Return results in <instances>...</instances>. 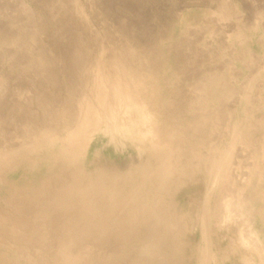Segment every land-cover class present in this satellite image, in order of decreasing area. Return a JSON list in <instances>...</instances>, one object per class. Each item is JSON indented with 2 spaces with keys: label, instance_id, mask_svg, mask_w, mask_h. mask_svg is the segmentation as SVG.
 Returning a JSON list of instances; mask_svg holds the SVG:
<instances>
[{
  "label": "rangeland",
  "instance_id": "rangeland-1",
  "mask_svg": "<svg viewBox=\"0 0 264 264\" xmlns=\"http://www.w3.org/2000/svg\"><path fill=\"white\" fill-rule=\"evenodd\" d=\"M20 1L21 0H0V38H1L0 39V42H2V44H0V77H1V79H0V122H1L0 123V134H1L0 135V148L1 149L0 150H4V151H6L7 149H8L7 151H9V150L10 151H14L15 150L14 149L15 147H16V150L15 151L22 150V149L27 148L29 146L30 147H32V146H35L36 147L37 144H36L35 141H33L34 138H32L33 137L32 135H36V133L38 131H40L41 129H44L45 130V129H48V128L49 129L52 128V130H49L48 129V131H54V132H57V134L58 133H61L62 131H64L66 129V125H67V124H65V122L67 123L68 122V119L65 117L66 115L63 114V111L62 110H64L63 109L64 107L61 108V106L68 105V104H70V102L71 103H76L78 101V99L80 98V96L89 93L88 84H86V83L89 82L88 81V76H85V73L83 72V66L80 65V62L74 60V59L77 58L75 56L76 53L74 54L73 48H71L70 45L68 46L67 45L68 43H65L66 45L63 44L64 42L61 43V45L63 47L60 45V42L63 41V39L60 40V41L58 40V39H60V34H66V33L68 34V32L69 33L71 32L68 35V37L71 38L72 33H75V32L80 31V30H78L79 27H80L79 29L82 30V28H81L82 27L81 26L82 25L81 24V21L79 19L76 20L75 17L72 15V9H73V7H72L71 3H69L70 0H61L59 2L60 3L59 6H60V8L63 9V11H61L62 9H60L58 6H56V7L53 8V4L55 3V1H53V0H37V2H36V0H31V2L34 3L33 6H35L36 9H37V12L36 13L40 16V17H38V20L39 19L40 20L39 21L36 20V23L38 25L39 24L40 25L43 24V26H39L42 30L48 28L45 31H43V38H45L44 39V48H45V50H46L47 53H49L51 56H54V58H55V61L52 60V62H53L52 63V66H53L52 67V72L49 75H47V76H49L50 79L55 80L56 83L54 85H52V86L47 87V88L45 87V84L42 82L43 79L42 80L40 78H39V80L37 79L38 77H36L37 75L35 74L36 70L32 69L33 66H32V63H31V58L27 54V48H28V44L27 43H28V41L25 42V43L23 41L21 42V37H23V35H25L26 33L29 34V32H31L33 30H36V26L33 27L34 24L31 25V22L28 21V19L26 18V15L27 14H20V15L17 14V10L20 7ZM64 1H66V2H64ZM97 1L98 0H85V1L82 0L83 5L85 6L86 10L90 14V17H91L90 18V22L92 20L91 25H92V27H95V28H92L91 27V30L92 31L90 30V33H89V31H88V33H86L87 34L86 37H87L88 40H89V35H92L93 33H97L96 30H99L98 32L100 34H101V32H103L104 35L107 33L105 35L106 38H104L102 40L103 43L105 42L104 44H106L105 45L106 48L109 47V45H114V44L120 43L122 36H124L122 39H125L126 37H132L133 41L136 42V44H137L138 47H141L142 50H145V51L149 52L148 51V47L151 46V45L153 46V45L159 44V41L160 42L161 41H164L163 44H171V42H168V43L166 42V40H167V38L169 36L172 37V39H175V38L178 39L180 36H183V38H184V36L186 35L187 36L186 37L187 38L186 41H188L187 43H189V44H188V46L185 45V46H187L185 49H183V50L180 49L179 50V54L180 55L185 54V52L188 49H189V52H191V49H193V51L196 50V51H198L199 54H201V56H198L197 58H192V61L193 62L192 61H184V64L183 63H179V66H178L179 69L177 71L170 72V76L169 77L171 78L172 83L169 85V87H170L169 89H171V87H172V89H174V90H172V89L169 90L168 89V91H167V94L169 93L168 96H173L174 95V96H177V99H181V98L182 99H186L187 102L184 105L177 106V107L174 106V107L170 108L169 111H167L168 113H166L164 115V120H163L164 123H162V126L160 125L161 126L160 128H161V130H162V132L164 134H166L167 130H169L170 131L169 134H172V135L175 134L176 138H175V136H173L174 137V139H173V137L171 136V139L172 140H170L169 139L170 138L169 137L170 135L167 134V139H166V141L168 140L167 141L168 142L167 143L168 146L166 148L167 155H169V152H171L172 154L174 152L173 155H174L175 158L174 157L173 158L172 157L170 158L169 156H167V158L169 157L170 159L164 158V159H162L163 160L162 161V160L158 159L159 157L156 158V156H152L153 157L152 160H153V163H154V167L156 169L159 168L158 169V176H159L158 179L159 180L161 179L160 182L157 179L158 180L157 184L162 183V177H163V174H164V172H162V169L166 166L167 171H168L169 166L167 164L172 165L171 170L174 171V172H171L170 171L171 172L170 175L167 174L168 178L165 181V183L167 182L166 183L167 187L164 186L165 183H163L164 185L162 184L164 187L161 186V185H157L156 183H154V186H153L154 188L153 189L154 190L156 189L158 191H162L163 190L164 193H163V191H162V193L164 194V196L160 192L157 194L156 192H158V191L151 190L148 193V198L149 199L147 198L148 200L147 201L145 200L146 203L149 202V205L147 204V205H144V206H150V205L155 206V203H157V201H159V204L157 203L158 210L154 207L155 208V209H153L154 211H150V212L147 211L146 213H144V215H142V213H140V215L143 218L139 215V217H138L137 220L140 221L139 224H141L140 225L141 227L139 226V224L136 225L137 224L136 222H138V221H136L135 222L136 224L135 223L132 224L133 226H131V224L130 225H126L125 228L123 230H121V226H120L119 221L114 220V221H112V225L114 224V227L117 226L115 228V229H117L116 230L117 231L116 234H115V232H113V231H115V230H113L114 227H110V226H112V225H110L111 223L109 225H103V224L100 225L99 228H101L102 230L101 229L100 230L97 229V231H99V232L105 231V233H106V231H107V233H108V232L111 231L112 234H113L114 239L112 237H110L112 234L111 235L109 234L107 236H106L105 233L98 234V235H101V237H103L102 235H105L106 237L109 236V238H108L109 240L105 237L108 241L105 240L104 237L102 239H103V241L105 240V242L107 243V245H110L108 248H111V247L113 248V250H112V248H111V250H109V252L111 253V258H112L113 262H115V259H116V261L119 262V264H126V263L127 264H131V263L132 264H141V262H143V264H150V261H151L152 264H194V263L195 264H211V263L212 264H222V262H223V264H234V263L235 264H247L248 260L251 261V262L253 261L252 264H254L257 261L259 262V259H260L259 258V255H260V253L258 251H256V250H250V249H247V248L245 249V247H243L241 245V243L239 242V240H240V238H239L240 229H239V227L238 228H235V227H237V224L231 222L229 224L230 227L227 224H226L227 225L226 227H222V225H220V223H219L222 220V214H221V212H217L218 213L217 214L218 217H217L216 216V213L213 212L214 209H212V206H213V208L215 207V209L217 208V206L220 203L219 201L221 200V199H219V197L224 194L223 196L225 198V196H226L225 192L226 193H230V194L232 193L234 197L236 196L235 198L237 200L238 199L241 200V201L239 200V202H242V201H244L245 203L247 202L245 204V210L249 213V216H250L249 217V222H248L247 226L250 229L253 228V230H256L257 232H259L260 233L259 234L260 237H262L264 239V224H263L264 223V218H263V216H261L264 213V194H263V191H264V177H263L264 172H253L257 176H254V178H250V176H253V175L250 172H248L249 169H247V168L249 166L252 167V165H254V162L256 160H253L254 158H252V156H250L252 154L249 151H245V152L244 151H241V152H239L240 154L237 153L238 154V157L237 158L239 159V160L237 159V162L242 163L241 165L243 166V169L241 171H239V172H226L223 175V178H221V176L218 177L217 172H215V174H214V172H211V169H209V167L206 168L202 163H201V166H200L199 160L194 161L192 156H194L193 153H197L196 150L201 149L202 145H204L202 147V150H204V147H205V150L207 149V147H208V149L206 151H204L203 153H202V150H201V153H200L201 154V158L203 157V155H205L204 156V160H206L207 158L209 159V155H210L211 151H214V146L215 147L216 146H219L220 147L223 144L222 143L223 139L226 137V135H228V133H227V132H229V128H228L229 127L228 126L229 123L228 122H230V121H228V117H227L228 112H233V113H236L237 112L238 113V111H239L240 108L242 109V111L240 110L241 111L240 114H243V116H244V112L246 110L249 111L248 113L250 115H252V112H254L255 114L257 113L256 115L253 113L252 117L249 120H243V122L240 121L241 127H245L249 123L246 127L249 129V125H250L251 126L250 129L254 130V132H255L254 134H255L256 137L261 138V139L264 138V111L260 110L262 107H264V103H263L264 102L263 101V99H264V76H263V74H264V56H263L264 55V50H263L264 49V43H263V41H264V0H229V3L234 8V11H233V13L230 16L227 17V19L226 18L221 19L220 15L222 13L219 11V9L221 8L222 3H223L224 0H101V1L99 0L98 2ZM84 2H86V4H84ZM96 6H98V7H96ZM104 6L106 8H104ZM64 7H66V8H64ZM70 11H71V13H70ZM186 11H187V13L189 15L186 13ZM193 11H195V13ZM15 13H16V15H15ZM204 13H205V15H204ZM43 14H44V16H42ZM113 14H114V16H113ZM215 14H217V15H215ZM193 15H197V16H194L196 18V22H195V18H194L193 19V23L191 25H186L185 22L188 19L187 17L188 16H192L193 17ZM41 16H42V18L43 17H45V18L42 19ZM57 16L59 17V20L60 21L57 20L58 19ZM95 17L98 18V20ZM234 17H236L237 19L235 18L236 19L235 20ZM259 17L262 18V19H260ZM54 18H55V21L56 22L54 21ZM94 18L96 20H94ZM244 18H246L247 20L244 19ZM248 18H250L251 21L248 20ZM62 19H63V21H61ZM74 19H75V21H74ZM65 20H67V21H65ZM71 20H72L73 23L71 22ZM122 20H123L124 23H122ZM223 20H225V21H223ZM26 21L28 23H30V24H28ZM93 23L94 24L96 23L95 24L96 26ZM175 23H177V24H175ZM201 24H202V26H201ZM55 25H57V26H55ZM219 25H220V27H219ZM240 25L246 26L247 28H249L250 25H254L255 28L258 30L255 33V36L252 39V41L248 43L249 46H247V47L245 46V49H247L246 52H245V50L243 48L244 47L243 45L242 46H237V45H233V43L231 44V42H230V45H229V41H232L231 38L235 37L239 33V31L241 30L242 26H240ZM66 26H67V28H66ZM184 26H186L187 28L186 27L184 28ZM31 27H33V28H31ZM117 27H120L119 30L121 29V31L124 32V33L123 32L122 33L125 34V35L122 34L120 39H119V36L118 35L116 36V34L118 33V29H116ZM123 27H124V29H123ZM63 28H64V30H66V32L64 30L62 31ZM73 28H75L76 30L73 29ZM108 28H111L112 30H110ZM237 28H238V30L239 29L240 30L238 31ZM175 30H176V32H175ZM56 31H58V32H56ZM114 32L116 34H114ZM182 32H185V35L184 34L182 35ZM186 32H188V33H186ZM217 32H219V34ZM243 32L246 33V34H242L240 36L242 38H239V40L242 41V42L244 40H246V38H249L250 37V35H249L250 31H248V29L244 28L243 29ZM49 33H50V35H48ZM126 33H129V35L126 34ZM132 34H133V36H132ZM189 34H190V36H189ZM215 34H218V35L215 36ZM57 35H59V36H57ZM63 36H66V35H63ZM259 36H260V38H259ZM11 37L14 40H16L18 37H20V38H18L19 40H16V41L12 42L13 46L11 44L5 45V43L7 41V38L11 40ZM189 37H192V38H190L191 40L189 39ZM71 39L74 40V37H72ZM169 40L170 39H168L167 41H169ZM106 41H109V43L106 42ZM46 42H48L47 43L48 45L45 44ZM56 43H58L59 45L56 44ZM91 43H92V45H91ZM14 44H16V45L14 46ZM173 44H174V42H173ZM17 46H19V47H17ZM46 46H50V47H48V49H47ZM51 47H54V48H51ZM57 47L58 48L60 47V48L58 49ZM89 47H90V49H92V47L94 49L96 46H95V44H93V42L90 41L89 42ZM261 47H262V49H260ZM56 48H57V50H56ZM61 48H62V50H61ZM68 49H70V50H68ZM60 51H62V52H60ZM66 51H68V53ZM221 51H222V53H220ZM65 52L69 55V58H68V56H67V54ZM69 52H71L72 55ZM63 53H64V55H62ZM245 53H247V55H245ZM65 55H66V57H64ZM249 56H251V57L249 58ZM73 57H76V58H73ZM209 57H210V59H209L210 62H207V58H209ZM65 58H66V60H65ZM181 58H183V56H180L179 57V59H181ZM247 58L249 60H247ZM200 59H201L202 62L200 61ZM258 59H259V61H258ZM62 60L64 62H62ZM251 60L254 62V64H253V62ZM254 60H256V61H254ZM162 61L165 63L164 60H162ZM197 61H198V63H196ZM59 63H60V65L58 66ZM64 63L67 65L68 68L66 67V65H64ZM68 63H70V64H68ZM158 63H160V61H158ZM249 65H251V66H249ZM228 67H229V69L231 71H228L227 70ZM244 67H246L247 70H244L245 69ZM54 68H55V70H54ZM56 68H57V70H56ZM223 68H224V71H223ZM192 69H194V70L192 71ZM56 72H57V74H56ZM74 72L76 73V75H75ZM197 72H199V73H197ZM227 72H229V74H226ZM173 73H174V75H173ZM180 73H181V75H180ZM224 73H225V76L226 77H224V81H221V83H220L221 85L219 84V86H218V85H215L214 83H212L211 86L206 87V85H208V82L209 81H213L214 76L215 77L222 76V74H224ZM61 74H62V77H60ZM59 77L61 79H59ZM172 77H174L175 79L172 78ZM231 77H232V79H230ZM34 78L37 81H35ZM83 78H84V81H83ZM29 79H30L31 82L29 81ZM228 79H229V81H228ZM79 80H80V82H79ZM173 80H174V82H173ZM28 81H29V83H28ZM33 82H35V84ZM74 82H76V83H74ZM205 82H207V83H205ZM73 83H74V85H73ZM83 83H85L86 85H84ZM254 83H255V86L253 87L252 90L247 89L248 86L254 85ZM225 84H226V86H225ZM72 85H73V87L75 89H77V91H76L77 94L75 92V89L72 88ZM81 85H83V86H81ZM42 86H44L43 87L44 90L42 89ZM63 88L65 90H63ZM203 88H204V90H203ZM215 88L218 89V90L216 91ZM61 89H62V91H61ZM67 89H69V90L67 91ZM219 89H221L222 91L219 90ZM34 90H36V91H34ZM65 91H66V94L69 93L70 95H72L71 94L72 91L75 94H73V97H72L69 94L66 95L65 94ZM203 91H204V94H203ZM227 91H228V94H227ZM245 91H247V93L249 94V98H248V101L249 102H248V105L247 106L245 105V103H246L245 101L247 99H245V101H243V102H241V99H240V96L242 95V93H245ZM224 93H226V96H225ZM229 94H230V96H229ZM51 95H52V97L53 96L54 97L53 98H50ZM57 95H59V97ZM68 95H69V97L66 100V98H67ZM55 96H56V98H55ZM253 96L255 98H253ZM32 97L35 98V99L33 98L34 101L32 100ZM36 97H37V99H36ZM63 97H64V99H63ZM71 97H72V100H74V102H72ZM75 97H77V100H76ZM194 97H195V99H194ZM215 97L224 98L226 100L225 101L223 99L224 102L222 101V103H221L222 106L220 105L221 107H219V110H218V108H214V106L211 104L212 101L215 99ZM198 98H199V100H201V103H200L199 106H196L197 105V101L196 100ZM260 99H262L263 102ZM35 100L37 101V103H36ZM45 100H46V102H45ZM63 100L65 102H63ZM30 101H32V102H30ZM40 101H41V103H40ZM48 101H51V102H48ZM254 101H255V104H252V103H254ZM58 102H60V103H58ZM191 104L193 105L194 108L191 107L192 106ZM54 105L56 106V108H55ZM59 105H60V107H59ZM185 105H186V108H185ZM196 107L198 109H195ZM243 107H247L244 110V112H243ZM28 108L31 109V112H30V110H28V112H27V109ZM34 109H35V111H34ZM189 109H191L190 111H192V109H193V112L188 111ZM215 109L217 110V112L214 115V119H213L214 122L211 119H208L211 122L208 121V120H205V119L204 120L203 119H200L201 117H203L207 113L212 112V110L215 111ZM224 109L226 110V112H225ZM20 110L22 111V113L20 112ZM24 110H25L26 113L24 112ZM50 110L52 111V113H51ZM195 110H198V111L195 113L194 112ZM256 110H257V112H256ZM205 111L207 113H205ZM53 112H55V113L53 114ZM24 114H27V115L24 116ZM30 114L32 116H29ZM39 114H41V115H39ZM224 114H225V117H224ZM37 116H38V118H37ZM40 116L41 117L43 116V117L41 118ZM217 116H219V117H217ZM44 118H45V121L46 122L43 121ZM47 119H49L50 121H48ZM59 119H61V120H59ZM66 119H67V121H66ZM224 119H225V121H224ZM32 120H34V121H32ZM55 120H57V121H55ZM171 122H173V123H171ZM182 122H185V123L183 124ZM187 122L188 123L190 122L189 125L186 124ZM212 122L213 123L216 122L218 124V128H222L223 127L217 133L218 134L217 135L218 137L216 135L214 137H210V135H208V133H209L208 131H209V128H210V125H211ZM178 123H179V125H178ZM244 123H246V124H244ZM166 124H168V125H166ZM193 124H195V125H193ZM207 125H209V126H207ZM39 126H40L41 129H39ZM41 126H44V128L41 127ZM57 127H60V128H57ZM179 127L181 129H179ZM192 127L195 128V130ZM63 128H65V129H63ZM174 128H176V129H174ZM30 129L32 130V132H31ZM163 129H165V130H163ZM189 129H191V130L189 131ZM203 129H205V130H203ZM173 130H175V131H173ZM180 130L182 131V133H180L181 135L178 133V132H181ZM185 130H187V135H185L186 134V131ZM171 131H173V132L171 133ZM206 131L208 132L207 133V136H206ZM33 132H34V134H33ZM201 132L203 134L200 135ZM222 132H223V134H222ZM30 133H32V134H30ZM103 134L105 135V137L108 136V138H111V135L110 134H107V135H106V133H103ZM182 134H183V136H182ZM29 135H31L30 138H29ZM199 135L201 137L203 135L202 140H200L201 142H199V140L197 139L198 137L201 138ZM204 136L206 137L207 140L206 139L205 140L203 139V138H205ZM25 138H26V140H25ZM57 140L58 139H56V137H53L52 142H54V145L57 144L56 143ZM176 141H178V142H176ZM204 141H206V142H204ZM189 142H190L191 146L190 145L187 146V143L189 144ZM100 143H103V142H100ZM175 143H177V144H175ZM199 143H201V144H199ZM94 144L92 145V147L89 148V152L93 148L92 149V155L90 156V158L94 155L95 151L98 150V146L99 145H97V144L94 145ZM20 145H21V147H19ZM184 145H186V146H184ZM192 145H194V146L192 147ZM183 147H184L185 150L181 149ZM188 147H190V148H188ZM211 147H213V150H212ZM17 148H19V149H17ZM108 148H109V150L108 149L106 150L105 155H104L105 157L108 156V155H110L111 161L114 159L116 162H119V163H122V162H124L126 160V155H125V154H127L126 152L124 154H122L121 151H119V152H121V153H119L113 147H108ZM129 149H132V148H127V150L126 149L125 150L122 149V151H128ZM209 149H210V151H209ZM41 152L42 151L40 149L36 154H34L33 156H30L31 159L29 157L26 160L23 159L25 161H23V163L20 164L17 168H14L13 170L8 171V172L5 171V172H2L1 173V178H0V207H1L0 208V214H1V217L2 216L4 217V215H5V218H3V217L0 218L1 219L0 220V225L1 226L4 225L6 227V230H5V234L7 233L6 235H9L11 233V230H13L14 227L18 224V221H19V224L21 225L22 228L24 227L25 229L26 228L28 229V226L31 223H34L32 220H31V223L29 221H30V218L32 217V215L34 216V214H35L34 211H35L37 213V214H35V216L37 215L36 218H38V220H36L35 217H33L32 219L37 221L38 226H36L37 228H33L32 229L33 224H31L30 225L31 229L30 228L28 230L26 229V231H29L30 230V233L31 232L34 233L35 236L34 235L32 236V233L30 234L33 238L35 237L34 238V240H35L34 242L39 241L40 238H41V241L43 242V240H45L44 238L49 237L47 239H49V241H51V244L52 245L56 246L55 243L58 244V242H60L57 239H59L58 237H60L59 240L62 239V237H61L62 234L61 233L63 232L60 229L58 230L57 227L60 228L61 223L62 222H65L66 226L63 225L64 224L63 223L62 224V227L65 226V228H67L68 224H70L71 227L69 226L68 227L69 229H65L63 227L65 229L64 232L67 230V233L68 232L70 233V231L73 233L78 228L77 226H75L77 223H75V225H73V226H75V228H76L75 229V228L72 227V222L68 221L66 218L64 219V217L61 215L63 212L60 213V211H58V212L55 211L56 213H58V216H57L58 219L55 220L57 217L54 219V217L56 216V213L54 212L55 215L51 217L52 221L53 222H54V220L55 221H58V220H60L59 218H61L64 221L61 220V222H59L60 224L59 223H55V222L54 223H52V222L50 223L52 226L55 225V227H53V228H56L58 230V231H56L57 233H55V234L53 233L54 236H52L49 233H51L53 231L52 230L53 228H52V226L49 223H47L48 225H46V223L45 224H42L43 229H44V226H45V228H47L46 230L43 231L41 229L42 226H40V228H39V222L43 223L42 221L39 220V218L42 219V216H45L46 218L43 217V219H45V220L49 219L48 216H47V213H45V212H48V210L53 207V204L56 203L55 200L58 199V196H59V193L58 192H60L59 190H61V188H62V190H64L65 188L70 187L71 185L74 186V187L75 186L78 187V184L74 180L75 177L73 176L74 173H75L74 171L76 170V167L78 166V165L76 166V164H75L76 161L77 162H80L82 164V166H84V169H85V171L88 174H91L92 175V174H94L96 172H92L93 169H94V164H91L89 166L83 164V161L85 159L81 158V156L73 155V156L69 157L68 154H65V156H62V154L59 153V151L58 152L55 151L56 153H53L51 155L50 152L48 153L47 151H45V152H43L44 153V156L41 157L43 155V153H41ZM183 152H185V153H183ZM206 154H208V155H206ZM54 155L58 156L59 158L56 157V156L53 157ZM179 155H180V157H179ZM104 156L102 157V160L105 158ZM49 157H50V159H49ZM61 157H63L62 160H61ZM178 157L180 159L179 160H176ZM245 157H246V159L249 162L247 160H245ZM42 158H44V159H42ZM250 159H251V161H250ZM31 160H32V162L33 161H35V162H33V164H31L32 163ZM102 160H100V161H102ZM56 161H57V165H56ZM183 161H184V163H183ZM206 162L208 163L207 160H206ZM237 162H236V164H237ZM252 162H253V164H252ZM59 163L61 165H59ZM88 163H90V161ZM102 163H104V162L102 161L100 163V165ZM207 163H206V165H207ZM45 164H46V166H45ZM70 164H72V165H70ZM159 164H161V165H159ZM32 165L34 166L33 168L31 167ZM157 165L159 167H157ZM56 166H58V168ZM235 166H237V165H235ZM38 167H40V168H38ZM54 167H56L55 170H54ZM197 167H199V168H197ZM200 167H201V169H203L205 167V169L201 170ZM188 168H190L191 171H190V169L188 170ZM192 168L193 169H196L197 168L198 170L197 169L196 170H193ZM23 169L25 171H23ZM29 169L32 170V171H29ZM44 169L45 170L47 169V172ZM56 169L57 170L60 169V170L57 171ZM183 169L185 170V172H184L185 176L183 174V171H184ZM52 170L56 171L57 174L55 172H52ZM159 171H161V172H159ZM187 171H189L188 173H190V174H188ZM206 172H208L209 174L206 173ZM43 173L45 175H43ZM63 173L65 175H63ZM186 173L188 175H190V176L192 174V178H194L196 176H198V177L202 176V177L199 178V182L197 180L198 177L194 178L193 180L192 179L189 180V178H188L189 176ZM204 174H206V175L204 176ZM212 174H213V176H211ZM186 175H187V177H186ZM193 175H195V176L193 177ZM44 176H46V178H44ZM127 176L128 175L124 176V178L127 177ZM204 177H206L207 179L205 178L206 180L203 181L202 179H204ZM41 178L44 179L43 180L44 183L48 182V181H45V179L46 180L49 179L50 180V182H49L50 184L49 183H46L45 184L46 186L43 185V182H42V179ZM51 178H52V180L54 178V181H52ZM59 178H60V180H57ZM63 178H65V179H63ZM210 178H212V179H210ZM127 179H124V184H122V185L120 184V187H121L119 189L120 191H123L124 192L125 189L127 188L126 185H125ZM208 179H209V181H208ZM219 179H220V181H219ZM230 179H233L234 180L235 183L233 185H230L229 184ZM247 179L249 181H247ZM37 180H38L39 183L37 182ZM121 181H123V180H121ZM212 181L217 183V185L215 184L216 187H215V185H214V183ZM52 182H54V183H52ZM175 182H177V183H175ZM206 182L208 184H206ZM210 182H212V184ZM203 183H205V184H203ZM36 184H37V186H36ZM39 184H40V186H43V187H40V186L38 187ZM184 184H186V185H184ZM210 184H211V187H210ZM156 185L158 187H155ZM206 185L208 187V188H206L208 190V192H206L204 190L205 189L204 187H206ZM28 186H29V188H28ZM34 186H36V188ZM44 186L46 187L45 188L46 190L44 189ZM49 186L51 188H48ZM79 186H81L86 191L87 194H88V191L91 192V191L94 190V187H92L91 185L87 184V182H84L82 185H79ZM53 187H55V188L57 187L56 188V192H54L55 190H53V189H55V188H53ZM59 187H61V188H59ZM168 187H171V189L168 188ZM34 188H35V190H34ZM166 188H168V189H166ZM173 188H175V189L177 188V189L175 190ZM185 188H187V190H184ZM211 188H212V190H211ZM104 189H108L109 190V187H105ZM217 189H219V190H217ZM224 189H227V190L224 191V193L223 192H220L221 190H224ZM239 189H240V191H239ZM110 190H112V188ZM172 190L174 192H172L173 194H170L171 193L170 191H172ZM181 190L182 191L184 190V192H183L184 194L180 193ZM216 190H217V193H215ZM45 191H46V193H45ZM50 191L53 193V195H51L52 193L50 194ZM166 191H169V194H167ZM211 191L212 192L214 191L213 195H212V192ZM35 192H36V194H35ZM47 192H49V194H47ZM207 193L210 196H208ZM99 194H100V192H99ZM152 194H154V197H153ZM194 194H195V196H194ZM103 195L105 196L106 195V192L105 193L103 192ZM149 195H150V197H149ZM161 195L163 196V198H162ZM165 195L166 196L169 195L170 197L173 195L174 198L171 199L169 196L166 197ZM179 195L182 197V199L179 198L180 197ZM160 196L163 199V203L160 200L161 199ZM176 196L177 197L179 196L178 199H176L177 198ZM183 196L185 198H183ZM151 197H153L154 200H157V199L158 200L156 202H154V200ZM165 197H166L167 200L164 199ZM241 197H242V199H241ZM250 197H252V198H250ZM12 198H14V199H12ZM52 198H53L54 201L52 200ZM202 199H203V201H202ZM22 200H23V202H22ZM45 200L47 202L49 201V204H47V202H45V205L46 206L44 205V202H43ZM172 200H173V202H172ZM30 201H34V202L37 201V202L32 203ZM188 201L189 202H193V203H191L192 205ZM143 202H144V200L141 201V204L142 205L144 204ZM150 202L151 203L153 202L154 204H151ZM37 203L38 204L42 203V204H40L42 206L38 205ZM50 203H51V205H50ZM171 203H176L178 206H176V204H174L175 205L174 206ZM34 204H36V205H34ZM129 204L131 206H134V208H135V205L136 204H134L132 202L130 203V201H129ZM187 204L188 205H191V207L189 206L190 208L188 207V209L190 211L187 209ZM48 205L49 206H52V207H49ZM179 205H180L181 208L179 207ZM8 206L10 208H8ZM27 206H28V208H27ZM43 206L46 209H44ZM184 206H186V207H184ZM202 206H203V209H202ZM30 207H31V209H30ZM41 207H43V208H41ZM47 207H49V208H47ZM199 207H200V210H199ZM38 208L39 209L41 208V210H39ZM176 208L179 211V213H178V211L175 210ZM183 208L185 210H183ZM191 208L194 211L191 210ZM209 208L212 209V210H210ZM64 209H65V207H64ZM206 209H208V212H207ZM53 210H54V208H53ZM174 210L178 213V215H177L176 212H173ZM31 211H33L32 212V215L30 214ZM38 211H43V212L38 213ZM61 211H64V210H61ZM130 211H132V210H130ZM171 211L173 212V214H171L172 213ZM211 211H212L213 214H215V215H212L213 217H210V215H211L210 212ZM7 212H9V213H7ZM127 212H129V210H127ZM200 212H201L202 215L200 214ZM43 213H44V215H42ZM59 213L61 215L60 217H59ZM174 213H176L177 217H176V215ZM188 213L191 216H189ZM193 213H194V215H193ZM207 213L210 214V215H208L209 217L207 216ZM238 213H236V215H238ZM15 214H17V215H15ZM29 214H30V216H29ZM38 214H39V216H38ZM170 214L173 215V216H170ZM122 215H124V213ZM236 215H235V217H236ZM124 216L123 217L121 216V218H124ZM215 216L218 219L219 218L220 219L219 220L216 219ZM10 217H13V218L10 219ZM160 217H162L163 219H161ZM166 217H168L169 219L167 220ZM174 217H176V218L174 219ZM261 217H262V220H261ZM14 218H15V220H13ZM16 218H17V220H16ZM154 218H156V221H155ZM164 218H165V220H164ZM194 219H196V220L193 221ZM11 220H13V221H11ZM45 220H44V222H48V221L50 222V219L47 220V221H45ZM143 220L146 221L145 222L146 224L144 223ZM141 221H142V223H141ZM158 221L159 222H161V221L163 222L164 221V222H163V224H160V223H157ZM174 221L177 224L179 223V225L182 228L180 227V229H179V226L178 225L175 226L176 223L174 224ZM260 221H261V223H260ZM14 222H16V224H14ZM22 222L23 223L26 222V223H30V224L28 226H26L27 224H23ZM79 222L80 223H83V222H81V220ZM151 222H154V223H151ZM194 222H195V224H194ZM37 223L35 222L34 224L37 225ZM156 223L159 226L154 225ZM19 224L16 227H19ZM73 224H74V222H73ZM118 224H119L120 227H118ZM151 224H152V227H151ZM145 225H147V226H145ZM160 225H161V228H163V229H160ZM196 225H197V227H196ZM47 226H51V227L48 228ZM134 226H136V227H134ZM143 226H145V227H143ZM155 226H157V227H155ZM162 226H165L166 228L165 227H162ZM167 226H169V228ZM194 226H195V228H194ZM254 226L257 229H255ZM34 227H35V225H34ZM132 227H134V229ZM9 228H13V229L10 230ZM118 228H120V229H118ZM147 228L150 231H148ZM208 228H210V231H209ZM225 228H227V229H225ZM40 229L42 231H40ZM56 229H54L53 232H55ZM132 229L134 230V232L136 230L141 231L138 234L140 236V238H138L139 236L137 235V232L138 231L135 232L136 234H133L134 232L132 231ZM157 229L159 231L160 230L161 231L159 232ZM176 229H179L180 231L178 232V230L176 231ZM197 229H200L201 231L200 230H197ZM202 229H204L203 232H202ZM223 229H224V231H223ZM235 229H237V230H235ZM32 230H34V231H32ZM143 230H145V231H143ZM170 230H172V231H170ZM192 230H193V232H192ZM233 230H234V232H233ZM123 231H124V233H122ZM128 231L131 232V234ZM175 231L177 233H179V234L182 233L181 231H183V233L180 234L181 236L179 234H177V236H176ZM194 231H195V233H194ZM198 231H200L201 233L198 232ZM205 231H208L209 233H207ZM235 231H237V232L235 233ZM36 232H39V233H36ZM41 232L42 233L45 232V234L47 233L49 236H47V234L44 235V233L42 234ZM64 232H63V234H64L63 235V238L67 234V233H64ZM120 232H121V235H120ZM151 232H153V233H151ZM212 232H214L215 234H213ZM1 233H3V232L1 231ZM58 233H60L61 235L58 234ZM154 233H155V235H154ZM170 233H172V234H170ZM57 234H58V236H56ZM146 234L150 235L151 237L148 236V235H146ZM199 234L200 235L203 234L204 237H203V235L200 236ZM205 234L207 236L209 234V237H208L209 239L207 238V240H205L206 237H207V236H205ZM40 235H44L46 237L43 236V239H42V237ZM115 235H117L119 237V239L116 240L115 239L116 238ZM128 235H130V238H128ZM133 235H135L138 238L137 239L135 237L133 239V240H135V242L133 240H131L132 242L130 241V239L132 238L131 236H133ZM162 235H163V238H162ZM171 235H172V238H171ZM173 235H175V239H176V240L174 239L175 241L171 240V239L174 238ZM183 235L184 236L187 235L189 238H187V236H186V237H184V239H182L183 238ZM9 236H6L5 238L8 239ZM39 236H40V238H39ZM197 236H200V237L198 238ZM220 236L222 237L221 240H219L220 239L219 238ZM36 237H37V239H36ZM53 237H55V238H53ZM141 237L143 238V240H142ZM157 237L159 238L158 241H156L158 239ZM201 237L204 238L205 241L202 240ZM214 237H216V238H214ZM110 238H112V239L110 240ZM122 238H124L123 240H125V238L127 240L126 241L127 244H125V246H122L124 244V241L122 242ZM54 239H55V242H53ZM191 239H192V241H191ZM112 240H113V242H112ZM114 240H116V241L119 240V241L117 243ZM150 240H151V242H150ZM109 241H110V243L108 244ZM120 241H121V243H120ZM196 241H199L200 245L202 244V246L198 245L199 243L196 244ZM210 241H212V242H210ZM174 242H176V243H174ZM178 242H179V244H178ZM38 243H40V242H38ZM150 243H151V246H150ZM153 243L156 244V245H153ZM51 244H50V247H53ZM118 244H121V245H119L120 247L118 246ZM131 244H132L133 247L131 246ZM146 244H147V247H146ZM181 244H183V245H181ZM224 244H226L227 246L224 245ZM134 245H135V247H134ZM213 245H214V247H213ZM136 246H138V247H136ZM156 246H157V248H158L159 251L156 249ZM197 246H198V248H200V250L197 249ZM223 246H225V247H223ZM127 247H128V250H127ZM139 247H142V248L145 247V250H143L144 249L143 248L142 251H141ZM151 247H154L153 250H152L153 253L146 255L144 251H146L147 248L149 250H151L150 249ZM168 248H170V249H168ZM7 249H9V248H7ZM121 249L122 250L125 249L124 250L125 254H127V252H129V253L131 252L132 253V251H133V255L131 254V258L130 259H127L126 257H128V256L130 257V254L124 256L123 255L124 253H122L123 251H121ZM233 249H235V250H233ZM236 250H238L240 252H238ZM17 251H18V249L12 251L11 248L9 250H3V249L0 248V254L1 255H4V256L6 254H8L6 256L11 259V261L13 262V264H23V263L24 264H35V263L37 264L38 259H36V258H38V257H35V256H37L36 254L35 255L29 254L30 256L27 254L26 256H23L22 257V255H20V253L17 252ZM206 251H208L207 254H206ZM212 251H214V252L216 251L215 252L216 254H214ZM251 251H252V253H251ZM254 251H255V254H254ZM14 252L17 253V256L15 255ZM257 252H258L259 255L257 254ZM3 253H5V254H3ZM112 253L113 254H116V255L113 256ZM119 253L121 254L120 256H122V257L118 256ZM168 253H169L170 256L168 255ZM192 254H193V257L194 258H191L192 257ZM248 254H249V256H247ZM165 255H168V257L165 256ZM197 255L199 256L198 258H196ZM214 255H216V256H214ZM217 255H219V256H217ZM224 255H225V258H224ZM232 255H233V258H232ZM31 256L32 257L34 256L36 262H35L34 258H32ZM115 256H117V257L115 258ZM213 256L215 257V259L218 262L216 261V263H215L214 261H212L211 258ZM124 257H125V259L127 261H125V259H123ZM132 257H134L135 260ZM242 257H244L246 260L244 258L242 259ZM253 257H255V258H253ZM121 258H122V260H121ZM160 258H163L164 260L163 259H160ZM176 258H178V262L177 263H176V261H177ZM200 259H201V261H200ZM209 260L211 261L210 263H209ZM225 260H227V261H225ZM7 261L9 262V260H7ZM185 261H186V263H185ZM8 262H5V263L2 262V263L3 264H8ZM118 262H115L114 264H118ZM128 262H130V263H128ZM9 264H11V263L9 262Z\"/></svg>",
  "mask_w": 264,
  "mask_h": 264
},
{
  "label": "bare ground",
  "instance_id": "bare-ground-1",
  "mask_svg": "<svg viewBox=\"0 0 264 264\" xmlns=\"http://www.w3.org/2000/svg\"><path fill=\"white\" fill-rule=\"evenodd\" d=\"M53 1H55V3L53 4V8L54 7H56V6H58L59 8H60V6H59V2L61 1V0H53ZM85 1V0H84ZM99 1V0H98ZM97 1V2H98ZM101 1V0H100ZM36 2H37V0H36ZM64 2H66V1H64ZM93 2V1H92ZM140 2V1H139ZM69 3H71V5H72V7H73V9H72V15L75 17V19L77 20V19H79L80 21H81V28H82V30L81 29H79L78 28V30H80V31H78V32H75V33H72V35H71V38L72 37H74V40H72L71 38H69L68 37V35L71 33H69L68 32V34L66 33V34H60L63 30H64V28L62 29V31L59 33L60 34V39H58L59 41L60 40H62L63 39V41H61L60 42V45H61V43H63V44H65V43H68L67 45L69 46H71V48H73V51H74V54L76 53V57H73V58H76V59H74V60H76V61H78V62H80V65H82L83 66V72L85 73V76H88V83H86V84H88V89H89V93L88 94H84V95H82V96H80V98L78 99V101L76 102V103H71L70 102V104H68V105H63V106H61V108L62 107H64L63 109L64 110H62L63 111V114L64 115H66L65 117L68 119V122L66 123L65 122V124H67L66 125V129L65 128H63V129H65L64 131H62L61 133H58L57 134V132H54V131H48V129H41L40 128V126H39V129H41L40 131H38L37 133H36V135H32L33 137L32 138H34L33 139V141H35L36 142V144H37V146L35 147V146H32V147H27V148H24V149H22V150H17V151H15L16 150V147L13 149L14 151H4V150H0V178H1V173L2 172H5V171H11V170H13L14 168H17L20 164H22L23 163V161H25L26 159H28V157L30 158V156H33L34 154H36L40 149H41V153H43V152H45V151H47L48 153L50 152L51 153V155L53 154V153H56L55 151H59V153H61L62 154V156H65V154H68L69 155V157H71V156H73V155H78V156H81V158H83V159H85L84 161H83V164H85V165H87V166H89V165H91V164H94V169H93V171L92 172H96V173H94V174H88L86 171H85V169H84V166H82V164L80 163V162H77L76 161V170L74 171L75 173H74V177H75V181H76V183L78 184V187H74V186H70V187H67V188H65L64 190H62V188L61 187H59V188H61V190H59L60 192H58L59 193V196H58V199H56L55 201H56V203L55 204H53V207L52 206H49V207H52V208H50L49 210H48V212H45V213H47V216H48V218L50 219V222L48 221V222H44V220L45 219H43V217L44 218H46L45 216H42V219H40L39 218V220L40 221H42L43 223H41V222H39V228H40V226H42V224H45L46 223V225H48L47 223H59V222H61V218H59L60 220H58V221H55V220H57L58 219V213H56L55 211H60V213H62L61 215L64 217V219L66 218L68 221H70V222H72V227L73 228H75V226H77L78 228H77V230H75V232H71L70 231V233L68 234L67 233V230L64 232V230L65 229H69L68 227L70 226L71 227V225L70 224H68V226H67V228H65V226H66V224H65V222H62L61 223V226H60V228L59 227H57L58 228V230L60 229L61 231H63L64 233H67L66 235H65V237L63 238V232L61 233L62 234V239L61 240H59L60 239V237H58L59 239H57L58 241H60V242H58V244L57 243H55V245L57 246H54V245H52L51 244V241H49V239H47V238H49V237H47V238H44L45 240H43V242L41 241V238H40V236L42 237V239H43V236L44 235H46L45 234V232H43L44 233V235H40L39 236V238H40V240L39 241H37V242H34L35 240H34V238L32 237L33 235H34V233L33 232H31L32 233V236L30 235L31 233H30V230L29 231H26V229L23 227H21V225L19 224V221H18V224H19V227H16V226H18V224L14 227V229L13 228H9L10 230L11 229H13V230H11V233L9 234V235H6L5 234V230H6V227L3 225V226H1L0 225V248L1 249H3V250H9L10 248H11V250L13 251V250H16V249H18V251L17 252H19L20 253V255H22V257L23 256H26L27 254L29 255V254H33V255H37V256H35V257H38V258H36V259H38V261H37V264H114L115 262H118V261H116V259H115V262H113V260H112V258H111V253L109 252V250H111V248H108L110 245H107V243L105 242V240H107L108 238H109V236L108 237H106L107 235H111L112 234V232L110 231V232H108L107 233V231H106V233H105V231H103V232H99V231H97V229L98 230H100L101 228H99L100 227V225H109L110 223V225H112V221H114V220H116V221H119V223H120V226H121V230H123L124 228H125V226L126 225H130L131 224V226H133L132 224H134L136 221H138V222H136L135 224L136 225H138L139 224V220H137L138 219V217H139V215H140V213H142V215H144V213H146L147 211H154L153 209H157L158 210V207H157V203L159 204V201H157V200H154L153 199V197H154V194H152L153 195V197H151L153 200H154V202H156L157 201V203H155V206H152V205H150V206H144V205H149V202L148 203H146L145 202V200L147 201L149 198H148V193L151 191V190H153V191H158V190H154L153 188V186H154V183H156L157 184V182H158V178H159V176H158V169H156L155 167H154V163H153V157L152 156H156V158H158V159H160V160H162V159H164V158H167V156H169L170 158L172 157H174V152H173V154L171 153V152H169V155H167V152H166V148H167V141H166V139H167V134L168 135H170L169 137V139L170 140H172L171 139V136L173 137V136H175V134H169L170 133V131L169 130H167V132H166V134H164L163 132H162V130H161V126H162V123H164V115L166 114V113H168L167 111H169V109L170 108H172V107H174V106H181V105H184V104H186V102H187V100L186 99H177V96H168L169 95V93L167 94V91H168V89L170 88L169 87V85L172 83V80H171V78L169 77L170 76V72H173V71H177L179 68H178V66H179V63H183L184 64V61H192V58H197L198 56H201V54H199L198 53V51H196V50H194L193 51V49H191V52H189V49L185 52V54H183V55H180L179 54V50L180 49H185L187 46H188V44L189 43H187L188 41H186V35H185V32H182V35L184 34L185 36H184V38H183V36H180L178 39H172V37H168L167 38V40L168 39H170L169 41H167L166 40V42L168 43V42H171V44H163V42L164 41H159V44H157V45H151V46H149L148 47V51L149 52H147V51H145V50H142V48L141 47H138L137 46V44H136V42H134L133 41V39H132V37H126L125 39H122L124 36H122V38H121V35L124 33L123 31H121V29L119 30V28L120 27H117L116 29H118V33L116 34L115 32H114V34H116V36L118 35L119 36V39L121 38V42L120 43H117V44H114V45H109V47H107L106 48V44H104L103 42H102V40L104 39V38H106V34L104 35V33L103 32H101V34L98 32L99 30H96L97 31V33H93L92 35H89V40L91 41V42H93V44H95V48L93 49V47H92V49H90V47H89V40L87 39V37H86V33H88V31H89V33H90V30H91V27H92V25H91V22H92V20H91V22H90V14L88 13V11L86 10V8H85V6L83 5V3H82V0H70V2ZM88 3V2H87ZM33 4L34 3H32L31 2V0H21L20 1V7L18 8V10H17V14L18 15H20V14H27L26 15V18L28 19V21H30L31 22V25H33V27L34 26H36V30H33V31H31V32H29V34L28 33H26L25 35H23V37H21V42L23 41L24 43L25 42H27L28 41V48H27V54H28V56L31 58V63H32V69H34V70H36V72H35V74L37 75L36 77H38L37 79L39 80V78L42 80L43 79V83L45 84V87L47 88V87H49V86H52V85H54L55 83H56V81L55 80H53V79H50L49 78V76H47V75H49L51 72H52V60H54L55 61V58H54V56H51L49 53H47L46 52V50H45V48H44V39L45 38H43V31H45L46 29H48V28H46V29H44V30H42L39 26H43V24L42 25H38L37 23H36V20L37 21H39L38 20V17H40L36 12H37V9H36V7L35 6H33ZM62 4V3H61ZM66 4V3H65ZM84 4H86V2H84ZM93 4V3H92ZM91 5V4H90ZM105 5V4H104ZM131 5V4H130ZM16 6V5H15ZM65 6V5H64ZM87 6V5H86ZM96 7H98V6H96ZM36 10H35V9ZM64 8H66V7H64ZM104 8H106L105 6H104ZM138 8V7H137ZM238 8V7H237ZM60 9H62V8H60ZM68 9V8H67ZM90 9V8H89ZM108 9V8H107ZM217 9V8H216ZM244 9V8H243ZM97 10V9H96ZM246 10V9H245ZM57 11V10H56ZM60 11V10H59ZM61 11H63V9L61 10ZM60 11V12H61ZM95 11V10H94ZM102 11V10H101ZM219 11L222 13L221 15H220V17H221V19H224V18H226L227 19V17L228 16H230L232 13H233V11H234V8L230 5V3H229V0H224L223 1V3H222V6H221V8L219 9ZM107 12V11H106ZM190 12V11H189ZM194 13H195V11H193ZM242 12V11H241ZM254 12V11H253ZM62 13V12H61ZM70 13H71V11H70ZM186 13H187V11H186ZM42 14V13H41ZM59 14V13H58ZM63 14V13H62ZM98 14V13H97ZM188 14V13H187ZM186 14V15H187ZM242 14V13H241ZM15 15H16V13H15ZM100 15V14H99ZM189 15V14H188ZM192 15V14H191ZM198 15V14H197ZM197 15H193V17L192 16H188L187 18V21L185 22V24L186 25H191L192 23H193V19L195 18L194 16H197ZM204 15H205V13H204ZM215 15H217V14H215ZM23 16V15H22ZM42 16H44V14L42 15ZM42 16H41V18H42ZM113 16H114V14H113ZM203 16V15H202ZM246 16V15H245ZM24 17V16H23ZM56 17V16H55ZM58 17V16H57ZM71 17V16H70ZM99 17V16H98ZM112 17V16H111ZM184 17V16H183ZM186 17V16H185ZM43 18H45V17H43ZM42 18V19H43ZM65 18V17H64ZM96 18V17H95ZM94 18V20H98V18H96L95 19ZM109 18V17H108ZM115 18V17H114ZM182 18V17H181ZM236 17H234V19H235ZM260 18V17H259ZM75 19H74V21H75ZM110 19V18H109ZM214 19V18H213ZM225 19V20H226ZM232 19V18H231ZM237 19V18H236ZM235 19V20H236ZM244 19H246V18H244ZM260 19H262V18H260ZM45 20V19H44ZM57 20H59V17H58V19ZM114 20V19H113ZM116 20V19H115ZM181 20V19H180ZM186 20V19H185ZM225 20H223V21H225ZM247 20V19H246ZM248 20H250V18H248ZM17 21V20H16ZM54 21H55V18H54ZM60 21V20H59ZM61 21H63V19L61 20ZM65 21H67V20H65ZM108 21V20H107ZM120 21V20H119ZM221 21V20H220ZM232 21V20H231ZM251 21V20H250ZM15 22V21H14ZM27 22V21H26ZM44 22V21H43ZM56 22V21H55ZM71 22H72V20H71ZM70 22V23H71ZM110 22V21H109ZM116 22V21H115ZM195 22H196V18H195ZM28 23V22H27ZM36 23V24H35ZM61 23V22H60ZM73 23V22H72ZM75 23V22H74ZM77 23V22H76ZM122 23H124L123 22V20H122ZM179 23V22H178ZM199 23V22H198ZM28 24H30V23H28ZM67 24V23H66ZM94 24V23H93ZM96 24V23H95ZM94 24V25H95ZM103 24V23H102ZM175 24H177V23H175ZM184 24V25H185ZM196 24V23H195ZM216 24V23H215ZM243 24V23H242ZM257 24V23H256ZM54 25V24H53ZM68 25V24H67ZM104 25V24H103ZM244 25V24H243ZM55 26H57V25H55ZM74 26V25H73ZM72 26V27H73ZM77 26V25H76ZM96 26V25H95ZM124 26V25H123ZM126 26V25H125ZM201 26H202V24H201ZM240 26H242V25H240ZM259 26V25H258ZM33 27H31V28H33ZM116 27V26H115ZM122 27V26H121ZM174 27V26H173ZM186 26H184V28H185ZM200 27V26H199ZM219 27H220V25H219ZM66 28H67V26H66ZM92 28H95V27H92ZM101 28V27H100ZM127 28V27H126ZM140 28V27H139ZM187 28V27H186ZM201 28V27H200ZM244 28H246V29H248V31H250V33H249V35H250V37L249 38H246V40H244L243 42L242 41H240L239 40V38H242V37H240L242 34H246V33H244L243 32V29ZM250 28V29H249ZM249 28H247L246 26H242V28H241V30L239 31L238 30V28H237V30L239 31V33L235 36V37H233V38H231V40L232 41H229V45H230V42H231V44L233 43V45H237V46H244L243 48H244V50H245V52L247 51V49H245V46L247 47V46H249L248 45V43L249 42H251L252 41V39L254 38V36H255V33L258 31L256 28H255V26L254 25H250V27ZM59 29V28H58ZM73 29H75V28H73ZM108 29H110V30H112L111 28H108ZM123 29H124V27H123ZM199 29V28H198ZM76 30V29H75ZM107 30V29H106ZM131 30V29H130ZM133 30V29H132ZM143 30V29H142ZM152 30V29H151ZM189 30V29H188ZM50 31V30H49ZM65 32H66V30H64ZM71 31V30H70ZM73 31V30H72ZM92 31V30H91ZM95 31V30H94ZM125 31V30H124ZM134 31V30H133ZM132 31V32H133ZM178 31V30H177ZM181 31V30H180ZM217 31V30H216ZM55 32V31H54ZM56 32H58V31H56ZM74 32V31H73ZM106 32V31H105ZM123 32V33H122ZM172 32V31H171ZM175 32H176V30H175ZM213 32V31H212ZM48 33V32H47ZM136 33V32H135ZM143 33V32H142ZM165 33V32H164ZM186 33H188V32H186ZM218 34H219V32H217ZM56 34V33H55ZM113 34V35H114ZM126 34H128L129 35V33H126ZM169 34V33H168ZM193 34V33H192ZM200 34V33H199ZM218 34H215V36L216 35H218ZM258 34V33H257ZM48 35H50V33L48 34ZM52 35V34H51ZM63 35H66V36H62ZM100 35V36H99ZM123 35H125V34H123ZM136 35V34H135ZM134 35V36H135ZM210 35V34H209ZM22 36V35H21ZM46 36V35H45ZM57 36H59V35H57ZM91 36V37H90ZM115 36V35H114ZM132 36H133V34H132ZM153 36V35H152ZM173 36V35H172ZM189 36H190V34H189ZM207 36V35H206ZM262 36V35H261ZM62 37V38H61ZM110 37V36H109ZM108 37V38H109ZM211 37V36H210ZM213 37V36H212ZM3 38V37H2ZM10 38V37H9ZM15 38V37H14ZM18 38H20V37H18ZM16 39V40H19V39ZM117 38V37H116ZM190 38H192V37H189V39ZM259 38H260V36H259ZM1 39V38H0ZM50 39V38H49ZM67 39V40H66ZM118 39V40H119ZM139 39V38H138ZM16 40H14L12 37H11V40L10 39H8L7 38V41H6V43H5V45H8V44H11L12 46H13V44H12V42H14V41H16ZM57 40V39H56ZM106 40V39H105ZM191 40V39H190ZM199 40V39H198ZM54 41V40H53ZM66 41V42H65ZM120 41V40H119ZM202 41V40H201ZM55 42V41H54ZM58 42V41H57ZM106 42H108L109 43V41H106ZM173 42H174V44H173ZM227 42V41H226ZM48 42H46L45 44H47ZM115 43V42H114ZM191 43V42H190ZM263 43H264V41H263ZM0 44H2V42H0ZM17 44V43H16ZM16 44H14V46L16 45ZM23 44V43H22ZM53 44V43H52ZM56 44H58V43H56ZM192 44V43H191ZM228 44V43H227ZM4 45V46H5ZM10 45V46H11ZM18 45V44H17ZM48 45V44H47ZM59 45V44H58ZM66 45V44H65ZM91 45H92V43H91ZM185 45H187V46H185ZM196 45V44H195ZM62 46V45H61ZM261 46V45H260ZM3 47V46H2ZM17 47H19V46H17ZM47 47V49H48V47H50V46H46ZM63 47V46H62ZM6 48V47H5ZM16 48V47H15ZM51 48H54V47H51ZM58 48V47H57ZM57 48H56V50H57ZM60 48V47H59ZM58 48V49H59ZM145 48V47H144ZM169 49V50H168ZM260 49H262V47L260 48ZM53 50V49H52ZM61 50H62V48H61ZM68 50H70V49H68ZM209 50V49H208ZM264 50V49H263ZM227 51V50H226ZM54 52V51H53ZM58 52V51H57ZM60 52H62V51H60ZM67 53H68V51H66ZM65 52V53H66ZM243 52V51H242ZM241 52V53H242ZM263 52V51H262ZM51 53V52H50ZM66 53V54H67ZM69 53H71V52H69ZM183 53V52H182ZM220 53H222V51L220 52ZM225 53V52H224ZM229 53V52H228ZM240 53V52H239ZM62 55H64V53L62 54ZM71 55H72V53H71ZM219 55V54H218ZM229 55V54H228ZM245 55H247V53H245ZM249 55V54H248ZM59 56V55H58ZM67 56H68V58H69V55L67 54ZM180 56H183V58H181V59H179V57ZM209 56V55H208ZM226 56V55H225ZM261 56V55H260ZM264 56V55H263ZM64 57H66V55L64 56ZM63 57V58H64ZM235 57V56H234ZM251 56H249V58H250ZM72 58V57H71ZM201 58V57H200ZM233 58V57H232ZM243 58V57H242ZM210 57L209 58H207V62H210ZM65 60H66V58H65ZM162 60H164L165 61V63L162 61ZM247 60H249L248 58H247ZM158 61H160V63H158ZM200 61H201V59H200ZM213 61V60H212ZM252 61V60H251ZM254 61H256V60H254ZM258 61H259V59H258ZM257 61V62H258ZM59 62V61H58ZM62 62H64L63 60H62ZM193 62V61H192ZM202 62V61H201ZM221 62V61H220ZM253 62V61H252ZM61 63V62H60ZM60 63L58 64V66L60 65ZM71 63V62H70ZM70 63H68V64H70ZM190 63V62H189ZM196 63H198V61L196 62ZM200 63V62H199ZM249 63V62H248ZM247 63V64H248ZM75 64V63H74ZM160 64V65H159ZM220 64V63H219ZM253 64H254V62H253ZM56 65V64H55ZM64 65H66L65 63H64ZM236 65V64H235ZM246 65V64H245ZM77 66V65H76ZM81 66V67H82ZM182 66V65H181ZM192 66V65H191ZM204 66V65H203ZM232 66V65H231ZM247 66V65H246ZM249 66H251V65H249ZM65 67V66H64ZM66 67H67V65H66ZM80 67V68H81ZM194 67V66H193ZM201 67V66H200ZM68 68V67H67ZM205 68V67H204ZM245 69L244 70H247V68L246 67H244ZM62 69V68H61ZM82 69V68H81ZM185 69V68H184ZM191 69V68H190ZM217 69V68H216ZM219 69V68H218ZM54 70H55V68H54ZM56 70H57V68H56ZM68 70V69H67ZM194 69H192V71H193ZM206 70V69H205ZM227 70L228 71H231L230 69H229V67L227 68ZM59 71V70H58ZM62 71V70H61ZM70 71V70H69ZM82 71V70H81ZM181 71V70H180ZM223 71H224V68H223ZM233 71V70H232ZM262 71V70H261ZM68 72V71H67ZM201 72V71H200ZM72 73V72H71ZM75 73V72H74ZM197 73H199V72H197ZM202 73V72H201ZM237 73V72H236ZM56 74H57V72H56ZM60 74V73H59ZM63 74V73H62ZM62 74H61V76L60 77H62ZM172 74V73H171ZM226 74H229V72H227ZM232 74V73H231ZM75 75H76V73H75ZM173 75H174V73H173ZM172 75V76H173ZM180 75H181V73H180ZM184 75V74H183ZM195 75V74H194ZM33 76V75H32ZM45 78H44V77ZM84 76V77H85ZM179 76V75H178ZM187 76V75H186ZM231 76V75H230ZM236 76V75H235ZM234 76V77H235ZM263 76H264V74H263ZM51 77V76H50ZM58 77V76H57ZM59 77V79H61ZM71 77V76H70ZM73 77V76H72ZM224 77H226L225 76V73L224 74H222V76H217V77H215L214 76V78H213V81H207L208 82V85H206V87H209V86H211V84L212 83H214L215 85H218L219 86V84L221 83V81H224ZM78 78V77H77ZM86 78V77H85ZM172 78H174V77H172ZM0 79H1V77H0ZM58 79V80H59ZM66 79V78H65ZM81 79V78H80ZM175 79V78H174ZM230 79H232V77L230 78ZM239 79V78H238ZM34 80H35V78H34ZM68 80V79H67ZM66 80V81H67ZM29 81H30V79H29ZM29 81H28V83H29ZM35 81H37V80H35ZM60 81V80H59ZM63 81V80H62ZM65 81V80H64ZM73 81V80H72ZM83 81H84V78H83ZM228 81H229V79H228ZM240 81V80H239ZM31 82V81H30ZM79 82H80V80H79ZM86 82V81H85ZM173 82H174V80H173ZM207 82H205V83H207ZM233 82V81H232ZM34 84H35V82H33ZM59 83V82H58ZM74 83H76V82H74ZM74 83H73V85H74ZM69 84V83H68ZM67 84V85H68ZM84 85H86L85 83H83ZM236 84V83H235ZM60 85V84H59ZM63 85V84H62ZM70 85V84H69ZM73 85H72V88H74L73 87ZM80 85V84H79ZM78 85V86H79ZM221 85V84H220ZM56 86V85H55ZM71 86V85H70ZM77 86V85H76ZM81 86H83V85H81ZM225 86H226V84H225ZM232 86V85H231ZM255 86V83H254V85H250V86H248L247 87V89H249V90H252L253 89V87ZM38 87V86H37ZM40 87V86H39ZM43 87L44 86H42V89H43ZM57 87V86H56ZM67 87V86H66ZM194 87V86H193ZM53 88V87H52ZM62 88V87H61ZM65 88V87H64ZM63 88V90H65ZM175 88V87H174ZM202 88V87H201ZM219 88V87H218ZM224 88V87H223ZM71 89V88H70ZM75 89V88H74ZM79 89V88H78ZM171 89H172V87H171ZM171 89H169V90H171ZM192 89V88H191ZM216 89V88H215ZM226 89V88H225ZM39 90V89H38ZM44 90V89H43ZM52 90V89H51ZM69 89H67V91H68ZM83 90V89H82ZM172 90H174V89H172ZM176 90V89H175ZM201 90V89H200ZM203 90H204V88H203ZM218 89H216V91H217ZM219 90H221V89H219ZM227 90V89H226ZM248 90V91H249ZM34 91H36V90H34ZM56 91V90H55ZM61 91H62V89H61ZM77 91V89H75V92ZM81 91V90H80ZM79 91V92H80ZM222 91V90H221ZM236 91V90H235ZM32 92V91H31ZM38 92V91H37ZM71 92V91H70ZM55 93V92H54ZM57 93V92H56ZM199 93V92H198ZM221 93V92H220ZM232 93V92H231ZM263 93V92H262ZM60 94V93H59ZM64 94V93H63ZM65 94H66V91H65ZM67 94H69V93H67ZM66 94V95H67ZM72 95H70V96H72L73 97V94H75V93H73V91H72V93H71ZM76 94H77V92H76ZM82 94V93H81ZM203 94H204V91H203ZM216 94V93H215ZM225 94V96H226V93H224ZM227 94H228V91H227ZM40 95V94H39ZM38 95V96H39ZM42 95V94H41ZM44 95V94H43ZM55 95V94H54ZM61 95V94H60ZM69 95L67 96V98H66V100L68 99V97H69ZM79 95V94H78ZM217 95V94H216ZM251 95V94H250ZM254 95V94H253ZM261 95V94H260ZM58 97H59V95H57ZM179 96V95H178ZM198 96V95H197ZM222 96V95H221ZM220 96V97H221ZM229 96H230V94H229ZM257 96V95H256ZM54 97V96H53ZM52 97V95L50 96V98H53ZM57 97V98H58ZM72 97H71V100H72ZM220 97H215V99L212 101V105L214 106V108H218V110H219V107H221L222 105H221V103H222V101L224 102V98H220ZM224 97V96H223ZM28 98V97H27ZM31 98V97H30ZM29 98V99H30ZM33 98L34 97H32V100H33ZM55 98H56V96H55ZM54 98V99H55ZM61 98V97H60ZM76 98V100H77V97H75ZM239 98V97H238ZM248 98H249V94L247 93V91H245V93H242V95L240 96V99H241V102H243V101H245V99H247L245 102V105L247 106L248 105ZM253 98H255L254 96H253ZM259 98V97H258ZM35 99V98H34ZM36 99H37V97H36ZM40 99V98H39ZM49 99V98H48ZM63 99H64V97H63ZM194 99H195V97H194ZM224 99V100H223ZM227 99V98H226ZM233 99V98H232ZM47 100V99H46ZM46 100H45V102H46ZM51 100V99H50ZM62 100V99H61ZM60 100V101H61ZM70 100V99H69ZM68 100V101H69ZM75 100V101H76ZM252 100V99H251ZM261 101H262V99H260ZM27 101V100H26ZM34 101V100H33ZM36 101V100H35ZM44 101V100H43ZM197 101V105L196 106H199L200 105V103H201V100H199V98L196 100ZM226 101V100H225ZM263 101H264V99H263ZM262 101V102H263ZM30 102H32V101H30ZM44 102V103H45ZM48 102H51V101H48ZM62 102V101H61ZM63 102H65L64 100H63ZM72 102H74V100H72ZM253 102V101H252ZM35 103V102H34ZM36 103H37V101H36ZM35 103V104H36ZM40 103H41V101H40ZM54 103V102H53ZM58 103H60V102H58ZM227 103V102H226ZM264 103V102H263ZM56 104V103H55ZM252 104H255V101H254V103H252ZM251 104V105H252ZM37 105V104H36ZM48 105V104H47ZM192 105V104H191ZM221 105V106H220ZM33 106V105H32ZM49 106V105H48ZM55 106V105H54ZM190 106V105H189ZM39 107V106H38ZM53 107V106H52ZM59 107H60V105H59ZM192 108H194L193 107V105L191 106ZM190 107V108H191ZM238 107V106H237ZM253 107V106H252ZM255 107V106H254ZM259 107V106H258ZM33 108V107H32ZM55 108H56V106H55ZM185 108H186V105H185ZM247 107H243V112H244V110L246 109ZM257 108V107H256ZM36 109V108H35ZM35 109H34V111H35ZM195 109H198L197 107L195 108ZM210 109V108H209ZM28 110H30V112H31V109H27V112H28ZM191 109H189L188 111H190ZM225 110V109H224ZM231 110V109H230ZM242 111V109L240 108L239 109V111H238V113L236 114V113H233V112H228V115H227V117H228V121H230V122H228L229 123V132H227L228 133V135H226V137L223 139V141H222V145L219 147V146H214V151H211V153H210V155H209V159L207 158L206 160L208 161V163L206 162V160H204V156L205 155H203V157L201 158V150H202V147L204 146V145H202V147H201V149H199V150H196V152L197 153H193V155L194 156H192L193 157V160L194 161H197V160H199V162H200V166H201V163L206 167V168H208L209 167V169H211V172H214V174H215V172H217V175H218V177H220L221 176V178H223V175L226 173V172H239V171H241L242 169H243V166L241 165L242 163H239V162H237V157H238V154H240L239 152H241V151H249L252 155H250V156H252V158H254L253 160H256L255 162H254V165H252V167H248L247 169H249L248 170V172H250L253 176H250V178H254V176H257L256 174H254L253 172H264V138L263 139H261V138H258V137H256L255 136V132H254V130H252V129H250V125H249V129L246 127H241V123H240V121H242L243 122V120H249L251 117H252V115H253V113L254 112H252V115H250L248 112V110H246L245 112H244V116H243V114H240V112ZM260 110H262V111H264V107H262ZM37 111V110H36ZM51 111V110H50ZM49 111V112H50ZM54 111V110H53ZM198 110H195L194 112L196 113ZM20 112L22 113V111L20 110ZM24 112H25V110H24ZM29 112V113H30ZM48 112V113H49ZM190 112H193V109H192V111H190ZM209 112V111H208ZM216 112H217V110L215 109V111H213L212 110V112H209V113H207L206 111H205V113H207L206 115H204L203 117H201L200 119H205V120H208V119H211L213 122H214V115L216 114ZM220 112V111H219ZM225 112H226V110H225ZM256 112H257V110H256ZM2 113V112H1ZM26 113V112H25ZM38 113V112H37ZM41 113V112H40ZM46 113V112H45ZM51 113H52V111H51ZM55 112H53V114H54ZM57 113V112H56ZM60 113V112H59ZM58 113V114H59ZM33 114V113H32ZM68 114V115H67ZM219 114V113H218ZM255 114V113H254ZM257 114V113H256ZM255 114V115H256ZM25 115H27V114H24V116ZM39 115H41V114H39ZM44 115V114H43ZM48 115V114H47ZM51 115V114H50ZM183 115V114H182ZM29 116H32L31 114L29 115ZM46 116V115H45ZM60 116V115H59ZM184 116V115H183ZM182 116V117H183ZM194 116V115H193ZM223 116V115H222ZM41 117V116H40ZM43 117V116H42ZM41 117V118H42ZM54 117V116H53ZM181 117V118H182ZM217 117H219V116H217ZM224 117H225V114H224ZM260 117V116H259ZM36 118V117H35ZM37 118H38V116H37ZM64 118V117H63ZM179 118V117H178ZM22 119V118H21ZM53 119V118H52ZM51 119V120H52ZM67 119H66V121H67ZM48 121H50L49 119H47ZM59 120H61V119H59ZM218 120V119H217ZM32 121H34V120H32ZM40 121V120H39ZM44 122H46L45 121V118H44V120H43ZM47 121V122H48ZM55 121H57V120H55ZM176 121V120H175ZM208 121H210V120H208ZM207 121V122H208ZM216 121V120H215ZM224 121H225V119H224ZM52 122V121H51ZM197 122V121H196ZM195 122V123H196ZM211 122V121H210ZM209 122V123H210ZM211 123V125H210V128H209V133L206 131V136H207V133H208V135H210V137H214L215 135L217 136L218 134V132H219V130L220 129H222V128H218V124L215 122V123ZM221 122V121H220ZM1 123V122H0ZM37 123V122H36ZM55 123V122H54ZM58 123V122H57ZM171 123H173V122H171ZM170 123V124H171ZM177 123V122H176ZM183 124L185 123V122H182ZM190 123V122H189ZM189 123L187 122L186 124H188L189 125ZM192 123V122H191ZM201 123V122H200ZM222 123V122H221ZM38 124V123H37ZM56 124V123H55ZM54 124V125H55ZM60 124V123H59ZM64 124V123H63ZM169 124V123H168ZM168 124H166V125H168ZM224 124V123H223ZM244 124H246V123H244ZM161 125V126H160ZM164 125V124H163ZM178 125H179V123H178ZM187 125V126H188ZM193 125H195V124H193ZM201 125V124H200ZM2 126V125H1ZM183 126V125H182ZM207 126H209V125H207ZM220 126V125H219ZM243 126V125H242ZM261 126V125H260ZM28 127V126H27ZM31 127V126H30ZM41 127H43L44 128V126H41ZM205 127V126H204ZM203 127V128H204ZM38 128V127H37ZM47 128V127H46ZM57 128H60V127H57ZM193 128V127H192ZM206 128V127H205ZM255 128V127H254ZM55 129V128H54ZM174 129H176V128H174ZM178 129V128H177ZM179 129H181L180 127H179ZM194 130H195V128H193ZM202 129V128H201ZM29 130V129H28ZM31 130V129H30ZM49 130H52V128H50ZM163 130H165V129H163ZM191 129H189V131H190ZM199 130V129H198ZM203 130H205V129H203ZM227 130V129H226ZM59 131V130H58ZM173 131H175V130H173ZM173 131H171V133L173 132ZM181 131V130H180ZM186 131V134L185 135H187V130H185ZM200 131V130H199ZM31 132H32V130H31ZM36 132V131H35ZM221 132V131H220ZM103 133H106V135L107 134H110L111 135V138H108V136L107 137H105V135L103 134ZM177 133V132H176ZM179 134L180 133H182V131L181 132H178ZM189 133V132H188ZM263 133V132H262ZM26 134V133H25ZM30 134H32V133H30ZM33 134H34V132H33ZM184 134V133H183ZM183 134H182V136H183ZM201 134H203L202 132L200 133V135ZM222 134H223V132H222ZM1 135V134H0ZM178 135V134H177ZM181 135V134H180ZM184 135V136H185ZM199 135V136H200ZM18 136V135H17ZM28 136V135H27ZM30 136L31 135H29V138H30ZM220 136V135H219ZM261 136V135H260ZM6 137V136H5ZM53 137H56V139H58L57 140V144H55L54 145V142H52V140H53ZM180 137V136H179ZM198 137V136H197ZM201 137V136H200ZM202 137H203V135H202ZM202 137L201 138H197L198 140H199V142H201L200 140H202ZM205 137V136H204ZM218 137V136H217ZM19 138V137H18ZM17 138V139H18ZM24 138V137H23ZM175 138H176V136H175ZM182 138V137H181ZM192 138V137H191ZM16 139V138H15ZM22 139V138H21ZM173 139H174V137H173ZM189 139V138H188ZM204 140L206 139V137L205 138H203ZM6 140V139H5ZM25 140H26V138H25ZM179 140V139H178ZM207 140V139H206ZM29 141V140H28ZM189 141V140H188ZM187 141V142H188ZM25 142V141H24ZM100 142H103V143H100ZM176 142H178V141H176ZM195 142V141H194ZM204 142H206V141H204ZM33 143V142H32ZM97 144V145H99L98 146V150H96L95 151V153H94V155L90 158V156L92 155V149H91V151L89 152V148L90 147H92V145L93 144ZM196 143V142H195ZM22 144V143H21ZM35 144V145H36ZM94 144V145H95ZM171 144V143H170ZM175 144H177V143H175ZM198 144V143H197ZM199 144H201V143H199ZM23 145V144H22ZM34 145V144H33ZM188 145H190L191 146V144H190V142H189V144L187 143V146ZM195 145V144H194ZM194 145H192V147L194 146ZM207 145V144H206ZM170 146V145H169ZM177 146V145H176ZM175 146V147H176ZM184 146H186V145H184ZM19 147H21V145L19 146ZM108 147H113V148H115L118 152L119 151H121L122 152V154H124L125 152L127 153V154H125L126 155V160L124 161V162H122V163H119V162H116L114 159L111 161V159H110V155H108V156H104L105 155V152H106V150L108 149L109 150V148ZM178 147V146H177ZM127 148H132V149H129L128 151H122V149L123 150H127ZM172 148V147H171ZM179 148V147H178ZM186 148V147H185ZM188 148H190V147H188ZM197 148V147H196ZM212 148V150H213V147H211ZM210 148V149H211ZM1 149V148H0ZM11 149V148H10ZM17 149H19V148H17ZM173 149V148H172ZM181 149H183V150H185L184 149V147L183 148H181ZM207 149H208V147H207ZM206 149V150H207ZM210 149H209V151H210ZM205 150V147H204V150H202V153L204 152V151H206ZM121 152H119V153H121ZM187 152V151H186ZM208 152V151H207ZM183 153H185V152H183ZM238 153V154H237ZM249 153V154H250ZM110 154V153H109ZM205 154V153H204ZM46 155V154H45ZM50 155V154H49ZM206 155H208V154H206ZM44 156V153H43V155L41 156V157H43ZM47 156V155H46ZM56 155H54L53 157H55ZM61 156V155H60ZM105 157L103 160H102V157ZM56 157H58V156H56ZM167 158V159H170V158ZM179 157H180V155H179ZM177 158L176 160H179L180 158ZM45 158V157H44ZM44 158H42V159H44ZM59 158V157H58ZM57 158V159H58ZM62 158L63 157H61V160H62ZM68 158V157H67ZM175 158V157H174ZM23 159H25V160H23ZM31 159V158H30ZM33 159V158H32ZM36 159V158H35ZM34 159V160H35ZM48 159V158H47ZM49 159H50V157H49ZM89 159V160H88ZM56 160V159H55ZM76 160V159H75ZM100 160H102L104 163H102L101 165H100V163L102 162V161H100ZM159 160V161H160ZM188 160V159H187ZM239 160V159H238ZM244 160V159H243ZM245 160H247L246 159V157H245ZM30 161V160H29ZM38 161V160H37ZM44 161V160H43ZM42 161V162H43ZM46 161V160H45ZM49 161V160H48ZM47 161V162H48ZM64 161V160H63ZM90 161V163H88ZM163 161V160H162ZM248 161V160H247ZM250 161H251V159H250ZM31 162H32V160H31ZM33 162H35V161H33ZM33 162L31 163V164H33ZM39 162V161H38ZM55 162V161H54ZM70 162V161H69ZM236 162H237V164H236ZM249 162V161H248ZM41 163V162H40ZM53 163V162H52ZM160 163V162H159ZM174 163V162H173ZM183 163H184V161H183ZM206 163H207V165H206ZM245 163V162H244ZM30 164V163H29ZM47 164V163H46ZM46 164H45V166H46ZM50 164V163H49ZM68 164V163H67ZM66 164V165H67ZM252 164H253V162H252ZM56 165H57V161H56ZM59 165H61L60 163H59ZM70 165H72V164H70ZM159 165H161V164H159ZM168 166H169V168H168V171H167V168H166V166L162 169V172H164V174H163V177H162V183H160V184H157V185H161V186H163L164 184L163 183H165V181L167 180V178H168V176H167V174L168 175H170V173L171 172H174V171H172L171 170V168H172V165H170V164H167ZM235 165H237V166H235ZM245 165V164H244ZM249 165V164H248ZM189 166V165H188ZM32 168L34 167L33 165L31 166ZM57 168H58V166H56ZM56 167H54V170H55V168ZM62 167V166H61ZM157 167H159L158 165H157ZM205 167L203 168V169H205ZM38 168H40V167H38ZM49 168V167H48ZM63 168V167H62ZM197 168H199V167H197ZM196 168V169H197ZM27 169V168H26ZM36 169V168H35ZM51 169V168H50ZM190 168H188V170H189ZM193 169V168H192ZM196 169H193V170H196ZM200 169H201V167H200ZM199 169V170H200ZM203 169H201V170H203ZM45 170V169H44ZM54 170H52V172H55L56 174H57V172L56 171H54ZM57 170V169H56ZM58 170H60V169H58ZM57 170V171H58ZM62 170V169H61ZM184 170V169H183ZM198 170V169H197ZM23 171H25L24 169H23ZM29 171H32V170H30L29 169ZM40 171V170H39ZM46 172H47V169L45 170ZM171 171V172H170ZM190 171H191V169H190ZM210 171V170H209ZM28 172V171H27ZM26 172V173H27ZM45 172V173H46ZM129 172V173H128ZM159 172H161V171H159ZM184 172H185V170L183 171V174H184ZM189 171H187V173H188ZM205 172V171H204ZM186 173V174H187ZM206 173H208V172H206ZM38 174V173H37ZM188 174H190V173H188ZM187 174V175H188ZM209 174V173H208ZM35 175V174H34ZM43 175H45L44 173H43ZM63 175H65L64 173H63ZM126 175H128L127 177H125L124 178V176H126ZM187 175H186V177H187ZM206 174H204V176H205ZM184 176H185V174H184ZM189 177V180L190 179H194V178H196V177H198V176H196V177H194L195 175H193V177L194 178H192V174H191V176L190 175H188ZM200 176V175H199ZM211 176H213V174L211 175ZM228 176V175H227ZM36 177V176H35ZM38 177V176H37ZM64 177V176H63ZM185 177V178H186ZM200 177H202V176H200ZM200 177H198V182H199V178ZM263 177H264V175H263ZM21 178V177H20ZM43 178V177H42ZM41 178V179H42ZM44 178H46V176H44ZM128 178V179H127ZM206 177H204V179H202L203 181L204 180H206L205 179ZM259 178V177H258ZM63 179H65V178H63ZM124 179H127L126 180V183H125V185H126V189H125V191L123 192V191H120L119 189L121 188L120 187V184L122 185V184H124ZM158 179V180H157ZM210 179H212V178H210ZM234 179V178H233ZM233 179H230V182H229V184L230 185H233L235 182H234V180ZM2 180V179H1ZM43 180L44 179H42V182H43ZM51 180H52V178H51ZM57 180H60V178L59 179H57ZM121 180H123V181H121ZM161 180V179H160ZM160 180H159V182H160ZM184 180V179H183ZM187 180V179H186ZM191 180V181H192ZM196 180V179H195ZM194 180V181H195ZM33 181V180H32ZM45 181H48V182H46V183H49L50 182V180L48 179V180H46L45 179ZM52 181H54V178H53V180ZM63 181V180H62ZM190 181V182H191ZM201 181V180H200ZM208 181H209V179H208ZM207 181V182H208ZM214 181V180H213ZM212 181V182H213ZM219 181H220V179H219ZM247 181H249L248 179H247ZM34 182V181H33ZM36 182V181H35ZM37 182H38V180H37ZM84 182H87V184H89V185H91L92 187H94V190L93 191H91V192H89L88 191V194L86 193V191L81 187V186H79V185H82ZM188 182V181H187ZM189 182V183H190ZM197 182V183H198ZM206 182V184H208ZM212 182H210L211 184H212ZM39 183V182H38ZM46 183H44L43 182V185H45ZM52 183H54V182H52ZM63 183V182H62ZM167 183V182H166ZM166 183H165V187H167V185H166ZM172 183V182H171ZM175 183H177V182H175ZM214 183V185L216 184L217 185V183L216 182H213ZM50 184V183H49ZM48 184V185H49ZM57 184V183H56ZM163 184V185H162ZM201 184V183H200ZM203 184H205V183H203ZM211 184H210V187H211ZM222 184V183H221ZM58 185V184H57ZM62 185V184H61ZM67 185V184H66ZM155 186V187H158V186ZM184 185H186V184H184ZM213 185V186H214ZM216 185H215V187H216ZM36 186H37V184H36ZM36 186H34L35 188H36ZM40 186V184L38 185V187ZM46 186V185H45ZM44 186V189L46 188ZM54 186V185H53ZM163 186V187H164ZM220 186V185H219ZM238 186V185H237ZM33 187V186H32ZM40 187H43V186H40ZM105 187H109V190L108 189H104ZM186 187V186H185ZM240 187V186H239ZM28 188H29V186H28ZM35 188H34V190H35ZM48 188H51L50 186L48 187ZM47 188V189H48ZM53 188H55V187H53ZM57 188V187H56ZM56 188L55 189H53V190H55L54 192H56ZM112 188V190H110ZM168 188H170L171 189V187H168ZM168 188H166V189H168ZM184 188V187H183ZM205 189V191L206 192H208V190L206 189V188H208L207 187V185H206V187H204ZM213 188V187H212ZM212 188H211V190H212ZM173 189H175V188H173ZM177 189V188H176ZM175 189V190H176ZM182 189V188H181ZM210 189V188H209ZM215 189V188H214ZM213 189V190H214ZM236 189V188H235ZM23 190V189H22ZM46 190V189H45ZM114 190V191H113ZM119 190V191H118ZM184 190H187V188H185ZM184 190L181 192L180 191V193H182V194H184L183 192H184ZM217 190H219V189H217ZM217 190H216V192L215 193H217ZM225 190H227V189H224V190H221L220 192H223L224 193V191ZM232 190V189H231ZM26 191V190H25ZM48 191V190H47ZM163 191V190H162ZM162 191H158V192H156L157 194L160 192L161 194H163L164 193V191H163V193H162ZM210 191V190H209ZM239 191H240V189H239ZM242 191V190H241ZM40 192V191H39ZM99 192H100V194H99ZM103 192L105 193L106 192V195L104 196L103 195ZM123 192V193H122ZM167 192V194H169V191H166ZM171 193L170 194H173L172 192H174L173 190L172 191H170ZM187 192V191H186ZM193 192V191H192ZM212 192V191H211ZM210 192V193H211ZM229 192V191H228ZM44 193V192H43ZM42 193V194H43ZM45 193H46V191H45ZM52 192L50 191V194H51ZM57 193V194H58ZM213 193H214V191L212 192V195H213ZM222 193V194H223ZM35 194H36V192H35ZM47 194H49V192H47ZM46 194V195H47ZM181 194V195H182ZM206 194V193H205ZM208 194V193H207ZM219 194V193H218ZM225 194H226V196H225V198H224V194L223 195H221L220 197H219V199H221L219 202V205L217 206V208L215 209V207L213 208V206H212V209H214L213 210V212H215L216 213V216H217V212H221V214H222V220H221V222H219L220 223V225H222V227H226L227 225L229 226V224L232 222V223H236L237 224V227H235V228H238L239 227V229H240V234H239V238H240V240H239V242L241 243V245L243 246V247H245V249L247 248V249H250V250H256V251H258L259 253H260V255L258 254V252H257V254L259 255V262L257 261V262H255L254 264H264V239L262 238V237H260V233L259 232H257L256 230H253V228L252 229H250L248 226H247V224H248V222H249V213L245 210V204L247 203H245L244 201H242V202H239V200L240 199H236L234 196H233V194L231 193H226L225 192ZM247 194V193H246ZM263 194H264V191H263ZM2 195V194H1ZM13 195V194H12ZM44 195V194H43ZM51 195H53V193L51 194ZM151 195V196H152ZM178 195V194H177ZM186 195V194H185ZM188 195V194H187ZM248 195V194H247ZM5 196V195H4ZM45 196V195H44ZM50 196V195H49ZM162 196V195H161ZM161 196H160V198H161ZM163 196H164V194H163ZM163 196H162V198H163ZM166 196V195H165ZM169 196V195H168ZM168 196H166V197H168ZM173 196V195H172ZM170 197L171 199H173L174 198V196L173 197ZM180 196V195H179ZM178 196V197H179ZM189 196V195H188ZM194 196H195V194H194ZM208 196H210L209 194H208ZM238 196V195H237ZM9 197V196H8ZM51 197V196H50ZM54 197V196H53ZM149 197H150V195H149ZM166 197L164 198V199H166ZM177 197V196H176ZM178 197L176 198V199H178ZM25 198V197H24ZM42 198V197H41ZM56 198V197H55ZM54 198V199H55ZM148 198V199H147ZM160 199L161 201H162V203H163V199ZM179 198H181L182 199V197L180 196ZM183 198H185L184 196H183ZM195 198V197H194ZM207 198V197H206ZM205 198V199H206ZM250 198H252V197H250ZM12 199H14V198H12ZM48 199V198H47ZM46 199V200H47ZM198 199V198H197ZM213 199V198H212ZM241 199H242V197H241ZM6 200V199H5ZM11 200V199H10ZM43 201L44 202V205H45V202H47V201ZM52 200H53V198H52ZM144 200V204L142 205L141 204V201H143ZM151 200V199H150ZM152 200V201H153ZM167 200V199H166ZM245 200V199H244ZM13 201V200H12ZM11 201V202H12ZM25 201V200H24ZM54 201V200H53ZM129 201H130V203L132 202V203H134V204H136L135 205V208H134V206H131L130 204H129ZM176 201V200H175ZM178 201V200H177ZM184 201V200H183ZM193 201V200H192ZM200 201V200H199ZM198 201V202H199ZM202 201H203V199H202ZM209 201V200H208ZM241 201V200H240ZM22 202H23V200H22ZM27 202V201H26ZM30 202H32V203H35V202H37V201H30ZM40 202V201H39ZM51 202V201H50ZM172 202H173V200H172ZM179 202V201H178ZM189 202V201H188ZM4 203V202H3ZM151 203V202H150ZM184 203V202H183ZM190 204L191 203H193V202H189ZM242 203V204H241ZM6 204V203H5ZM13 204V203H12ZM30 204V203H29ZM38 204V203H37ZM40 204H42V203H40ZM40 204H38V205H40ZM47 204H49V201L47 202ZM58 204V205H57ZM151 204H154L153 202L151 203ZM171 204H176V203H171ZM203 204V203H202ZM206 204V203H205ZM204 204V205H205ZM11 205V204H10ZM15 205V204H14ZM34 205H36V204H34ZM37 205V206H38ZM50 205H51V203H50ZM182 205V204H181ZM192 205V204H191ZM191 205H188L187 204V209H188V207L190 206L191 207ZM214 205V204H213ZM12 206V205H11ZM21 206V205H20ZM23 206V205H22ZM32 206V205H31ZM40 206H42V205H40ZM46 206V205H45ZM62 206V207H61ZM159 206V205H158ZM175 206V205H174ZM176 206H178L177 204H176ZM197 206V205H196ZM249 206V205H248ZM26 207V206H25ZM39 207V206H38ZM44 207V206H43ZM43 207H41V208H43ZM49 207H47V208H49ZM60 207V208H59ZM64 207H65V209H64ZM155 207V208H154ZM179 207H180V205H179ZM184 207H186V206H184ZM189 207V208H190ZM195 207V206H194ZM1 208V207H0ZM8 208H10L9 206H8ZM7 208V209H8ZM12 208V207H11ZM27 208H28V206H27ZM35 208V207H34ZM41 208L39 209V210H41ZM53 208H54V210H53ZM63 208V209H62ZM162 208V207H161ZM181 208V207H180ZM179 208V209H180ZM30 209H31V207H30ZM36 209V208H35ZM44 209H46L45 207H44ZM43 209V210H44ZM56 209V210H55ZM60 209V210H59ZM202 209H203V206H202ZM210 209V208H209ZM212 209H210V210H212ZM13 210V209H12ZM19 210V209H18ZM61 210H64V211H61ZM124 210V211H123ZM127 210H129V212H127ZM130 210H132V211H130ZM162 210V209H161ZM176 211H178L177 210V208L175 209ZM173 211V212H176V211ZM183 210H185L184 208H183ZM189 210V209H188ZM191 210H193L192 208H191ZM196 210V209H195ZM199 210H200V207H199ZM207 210V212H208V209H206ZM4 211V210H3ZM6 211V210H5ZM21 211V210H20ZM160 211V210H159ZM190 211V210H189ZM188 211V212H189ZM194 211V210H193ZM12 212V211H11ZM22 212V211H21ZM28 212V211H27ZM32 212L33 211H31V215H32ZM40 212H43V211H38V213H40ZM56 213V216L54 217V222L52 221V219H51V217L52 216H54L55 215V213ZM126 212V213H125ZM148 212V213H149ZM158 212V211H157ZM172 212V211H171ZM173 212L171 213V214H173ZM192 212V211H191ZM239 212V213H238ZM253 212V211H252ZM5 213V212H4ZM3 213V214H4ZM7 213H9V212H7ZM20 213V212H19ZM25 213V212H24ZM34 213L35 214H37L35 211H34ZM54 213V214H53ZM60 213H59V217L61 216L60 215ZM124 213V215H122ZM139 213V214H138ZM177 213V212H176ZM176 213H174L175 215H176ZM178 213H179V211H178ZM178 213H177V215H178ZM190 213V212H189ZM188 213V214H189ZM197 213V212H196ZM199 213V212H198ZM203 213V212H202ZM236 213H238V215H236ZM23 214V213H22ZM30 214H29V216H30ZM35 214H34V216L32 215V217L30 218V223H31V220L35 223H37V221L36 220H38V218H36L37 217V215L35 216ZM53 214V215H52ZM170 214V216H173V215H171ZM185 214V213H184ZM183 214V215H184ZM200 214H201V212H200ZM211 214V215H210ZM210 214H208L207 213V216L208 215H210V217H213L212 215H215V214H213L212 213V211L210 212ZM15 215H17V214H15ZM20 215V214H19ZM42 215H44V213L42 214ZM174 215V216H175ZM177 215H176V217H177ZM186 215V214H185ZM193 215H194V213H193ZM202 215V214H201ZM235 215H236V217H235ZM8 216V215H7ZM12 216V215H11ZM25 216V215H24ZM28 216V217H29ZM38 216H39V214H38ZM121 216L123 217L124 216V218H121ZM141 216V215H140ZM166 216V215H165ZM188 216V215H187ZM189 216H191L190 214H189ZM215 216V218L216 219H218L217 217ZM261 216H263V218H264V213H263V215H261ZM3 217V216H2ZM1 217V214H0V218H2ZM9 217V216H8ZM7 217V218H8ZM18 217V216H17ZM33 217H35V219L36 220H33L32 218ZM62 217V218H63ZM142 217V216H141ZM164 217V216H163ZM169 217V216H168ZM168 217H166V219L168 220L169 218ZM176 217H174V219L176 218ZM209 217V216H208ZM220 217V216H219ZM3 218H5V215H4V217ZM11 218H13V217H10V219ZM19 218V217H18ZM24 218V217H23ZM133 218V219H132ZM143 218V217H142ZM153 218V217H152ZM161 219H163L162 217H160ZM195 218V217H194ZM9 219V218H8ZM49 219H47V220H49ZM122 219V220H121ZM140 219V218H139ZM155 219V221H156V218H154ZM189 219V218H188ZM220 219V218H219ZM218 219V220H219ZM1 220V219H0ZM13 220H15V218L13 219ZM13 220H11V221H13ZM16 220H17V218H16ZM29 220V219H28ZM47 220H45V221H47ZM81 220V222H83V223H80L79 221ZM159 220V219H158ZM164 220H165V218H164ZM190 220V219H189ZM196 219H194L193 221H195ZM217 220V221H218ZM261 220H262V217H261ZM5 221V220H4ZM62 221H64V220H62ZM144 221V220H143ZM148 221V220H147ZM160 221V220H159ZM157 222V223H160V224H163V222L161 223V222ZM191 221V220H190ZM73 222H74V224H73ZM79 222V223H78ZM146 221H144V223H145ZM149 222V221H148ZM147 222V223H148ZM169 222V221H168ZM179 222V221H178ZM2 223V222H1ZM4 223V222H3ZM6 223V222H5ZM23 223V222H22ZM30 223H23V224H27L26 226H28ZM34 223H31V224H33V227H32V229L33 228H37L36 226H38V223H37V225L36 224H34ZM64 223V224H63ZM75 223H77L76 225H75ZM141 223H142V221H141ZM151 223H154V222H151ZM154 224V225H157V226H159L158 224ZM176 222L174 221V224H175ZM202 223V222H201ZM260 223H261V221H260ZM11 224V223H10ZM14 224H16V222H14ZM13 224V225H14ZM30 224V225H31ZM41 224V225H40ZM60 224V223H59ZM62 224L63 225H65V226H63L62 227ZM146 224V223H145ZM181 224V223H180ZM194 224H195V222H194ZM199 224V223H198ZM203 224V223H202ZM227 224V225H226ZM264 224V223H263ZM12 225V226H13ZM30 225L28 226V229L30 228L31 229V227H30ZM34 225H35V227H34ZM51 225V224H50ZM73 225H75V226H73ZM141 224H139V226H140ZM143 225V224H142ZM149 225V224H148ZM176 225H178L179 226V229H180V225H179V223L177 224H175V226ZM52 226V225H51ZM51 226H47L48 228L49 227H51ZM116 226V225H115ZM119 226V224H118V227H120ZM130 226V227H131ZM145 226H147V225H145ZM145 226H143V227H145ZM157 226H155V227H157ZM177 226V227H178ZM204 226V225H203ZM257 226V225H256ZM9 227V226H8ZM7 227V228H8ZM53 227H55V225L54 226H52V228ZM62 227V228H61ZM110 227H114V224L112 225V226H110ZM117 227V226H116ZM116 227H114V229L113 230H115V231H113V232H115V234H116V230L117 229H115ZM123 227V228H122ZM129 227V228H130ZM134 227H136V226H134ZM134 227H132L133 229H134ZM141 227V226H140ZM142 227V228H143ZM151 227H152V224H151ZM162 227H165V226H162ZM168 228H169V226H167ZM196 227H197V225H196ZM215 227V226H214ZM230 227V226H229ZM233 227V228H234ZM128 228V229H129ZM154 228V227H153ZM166 228V227H165ZM176 228V227H175ZM182 228V227H181ZM194 228H195V226H194ZM200 228V227H199ZM204 228V227H203ZM213 228V227H212ZM211 228V229H212ZM254 228H255V226H254ZM8 229V230H9ZM27 229V230H28ZM41 229L44 231V230H46L47 228H45V226H44V229H43V226L41 227ZM40 229V231H42ZM54 229H56V228H53L52 230L54 231ZM63 229V230H62ZM76 229V228H75ZM118 229H120V228H118ZM127 229V228H126ZM132 229V231L134 232V230ZM148 229V228H147ZM160 229H163V228H161V225H160ZM172 229V228H171ZM179 229H176V231L178 230V232L180 231ZM191 229V228H190ZM209 229V231H210V228H208ZM225 229H227V228H225ZM255 229H257V228H255ZM37 230V229H36ZM51 230V231H52ZM57 229L55 230V232H51V233H49V234H51L52 236H54V234L55 233H57L56 231H58ZM102 230V229H101ZM120 230V231H121ZM130 230V229H129ZM158 230V229H157ZM168 230V229H167ZM197 230H200V229H197ZM203 230L204 229H202V232H203ZM206 230V229H205ZM213 230V229H212ZM229 230V229H228ZM235 230H237V229H235ZM1 231L4 233H1ZM32 231H34V230H32ZM39 231V232H40ZM48 231V230H47ZM127 231V230H126ZM138 231V232H137ZM143 231H145V230H143ZM148 231H150L149 229H148ZM154 231V230H153ZM159 231V230H158ZM161 231V230H160ZM159 231V232H160ZM170 231H172V230H170ZM169 231V232H170ZM175 231V234H176V236H177V234H179V233H177ZM201 231V230H200ZM200 231H198V232H200ZM223 231H224V229H223ZM231 231V230H230ZM27 232V233H26ZM39 232H36V233H39ZM49 232V231H48ZM60 232V231H59ZM99 232V233H98ZM129 232V231H128ZM135 232H137V235L139 234V232H141V231H139V230H136ZM133 233V234H136V233ZM147 232V231H146ZM182 233H183V231H181ZM192 232H193V230H192ZM205 232H207V233H209L208 231H205ZM218 232V231H217ZM226 232V231H225ZM233 232H234V230H233ZM232 232V233H233ZM237 231H235V233H236ZM42 233V232H41ZM40 233V234H41ZM42 233V234H43ZM54 233V234H53ZM100 233H105L106 234V236L105 235H102L103 237H104V241H103V237H101V235H98V234H100ZM122 233H124V231L122 232ZM126 233V232H125ZM130 234H131V232H129ZM143 233V232H142ZM151 233H153V232H151ZM182 233H180V234H182ZM194 233H195V231H194ZM201 233V232H200ZM206 233V234H207ZM213 234H215L214 232H212ZM211 233V234H212ZM262 233V232H261ZM58 234H60V233H58ZM58 234L56 235V236H58ZM60 234V235H61ZM119 234V233H118ZM117 234V235H118ZM141 234V233H140ZM145 234V233H144ZM150 234V233H149ZM170 234H172V233H170ZM179 234V235H180ZM190 234V233H189ZM192 234V233H191ZM198 234V233H197ZM205 234V236H207ZM37 235V234H36ZM39 235V234H38ZM50 235V236H51ZM117 235H115L116 236V240L117 239H119V237L117 236ZM120 235H121V232H120ZM146 235H148V234H146ZM154 235H155V233H154ZM200 235V234H199ZM203 234H201L200 236H202ZM227 235V234H226ZM6 236H9L8 237V239L7 238H5ZM35 236V235H34ZM47 236H49L48 234H47ZM134 236V237H133ZM133 236H131L132 238L130 239V241L131 240H133L136 236L135 235H133ZM139 236V235H138ZM148 236H150V235H148ZM159 236V235H158ZM170 236V235H169ZM174 236V238L173 239H171V240H173V241H175L176 239H175V235H173ZM181 236V235H180ZM187 236V235H186ZM186 236H184L183 235V238L182 239H184V237H186ZM196 236V235H195ZM200 236H197L198 238L200 237ZM225 236V235H224ZM228 236V235H227ZM44 237H46V236H44ZM107 239H106V238ZM110 237H112L113 239H114V237H113V234L110 236ZM118 237V238H117ZM151 237V236H150ZM149 237V238H150ZM160 237V236H159ZM203 237H204V235H203ZM209 237V234H208V236L206 237V239L205 240H207V238ZM211 237V236H210ZM217 237V236H216ZM216 237H214V238H216ZM53 238H55V237H53ZM112 238H110V240L112 239ZM127 238V237H126ZM126 238H125V240H123L124 238H122V242L124 241V244L122 245V246H125V244H127L126 243ZM128 238H130V235H128ZM127 238V239H128ZM137 238V237H136ZM138 238H140V236L138 237ZM137 238V239H138ZM142 238V237H141ZM158 238V237H157ZM162 238H163V235H162ZM171 238H172V235H171ZM187 238H189L188 236H187ZM196 238V237H195ZM202 238V237H201ZM220 239L219 240H221L222 239V237L220 236L219 237ZM232 238V237H231ZM36 239H37V237H36ZM47 239V240H46ZM52 239V238H51ZM146 239V238H145ZM175 239V240H174ZM186 239V238H185ZM209 239V238H208ZM233 239V238H232ZM109 240V239H108ZM107 240V241H108ZM116 240H114V241H116ZM121 240V239H120ZM141 240V239H140ZM142 240H143V238H142ZM159 240V238L156 240V241H158ZM202 240H204V238H202ZM204 240V241H205ZM218 240V239H217ZM228 240V239H227ZM234 240V239H233ZM119 241V240H118ZM118 241H116L117 243H118ZM134 242H135V240H133ZM153 241V240H152ZM155 241V242H156ZM162 241V240H161ZM167 241V240H166ZM191 241H192V239H191ZM200 241V240H199ZM199 241H196V244L197 243H199ZM203 241V242H204ZM226 241V240H225ZM235 241V240H234ZM233 241V242H234ZM38 242H40V243H38ZM53 242H55V239H54V241ZM112 242H113V240H112ZM115 242V243H116ZM132 242V241H131ZM150 242H151V240H150ZM210 242H212V241H210ZM229 242V241H228ZM60 243V244H59ZM106 243V244H105ZM110 243V241L108 242V244ZM120 243H121V241H120ZM129 243V242H128ZM140 243V242H139ZM174 243H176V242H174ZM188 243V242H187ZM50 244L53 246V247H50ZM114 244V243H113ZM135 244V243H134ZM148 244V243H147ZM147 244H146V247H147ZM178 244H179V242H178ZM205 244V243H204ZM235 244V243H234ZM112 245V244H111ZM119 245H121V244H118V246ZM139 245V244H138ZM153 245H156V244H154L153 243ZM175 245V244H174ZM181 245H183V244H181ZM191 245V244H190ZM198 245H200V243L198 244ZM224 245H226V244H224ZM239 245V244H238ZM115 246V245H114ZM113 246V247H114ZM129 246V245H128ZM131 246H132V244H131ZM150 246H151V243H150ZM200 246H202V244L200 245ZM227 246V245H226ZM120 247V246H119ZM118 247V248H119ZM133 247V246H132ZM134 247H135V245H134ZM136 247H138V246H136ZM176 247V246H175ZM179 247V246H178ZM213 247H214V245H213ZM223 247H225V246H223ZM235 247V246H234ZM7 248H9V249H7ZM54 248V249H53ZM117 248V249H118ZM140 248V250L142 251V249L143 250H145V247H139ZM149 248V247H148ZM146 249V251H144L145 252V254L147 255V254H152L153 253V248L154 247H151L150 249L151 250H149V249ZM166 248V247H165ZM171 248V247H170ZM170 248H168V249H170ZM189 248V247H188ZM63 249V250H62ZM123 249V248H122ZM121 249V251H123L122 253H124L123 255L125 256V255H128V254H130V257L128 258V257H126L127 259H130L131 258V254L133 255V251H132V253L130 252H127V254H125V252H124V250H122ZM133 249V248H132ZM135 249V248H134ZM156 249L158 250V248H157V246H156ZM175 249V248H174ZM197 249H199L200 250V248H198V246H197ZM212 249V248H211ZM210 249V250H211ZM215 249V248H214ZM227 249V248H226ZM238 249V248H237ZM240 249V248H239ZM112 250H113V248H112ZM127 250H128V247H127ZM136 250V249H135ZM139 250V251H140ZM176 250V249H175ZM198 250V251H199ZM207 250V249H206ZM220 250V249H219ZM233 250H235V249H233ZM241 250V249H240ZM37 251V252H36ZM116 251V250H115ZM138 251V250H137ZM159 251V250H158ZM167 251V250H166ZM236 251H238V250H236ZM244 251V250H243ZM34 252V253H33ZM114 252V251H113ZM136 252V251H135ZM207 252L208 251H206V254H207ZM210 252V251H209ZM214 254H216L214 251H212ZM211 252V253H212ZM220 252V251H219ZM238 252H240V251H238ZM15 253V252H14ZM18 253V254H19ZM118 253V252H117ZM138 253V252H137ZM232 253V252H231ZM236 253V252H235ZM242 253V252H241ZM251 253H252V251H251ZM3 254H5V253H3ZM113 254V253H112ZM136 254V253H135ZM139 254V253H138ZM209 254V253H208ZM219 254V253H218ZM254 254H255V251H254ZM6 255H8V254H6ZM4 256V255H1L0 254V263L1 264H3V263H5V262H8L7 260H9V262L11 263V264H13V262L11 261V259L9 258V257H7V256ZM15 255L17 256V253H15ZM114 255H116V254H113V256ZM121 254L119 253V255L118 256H120ZM143 255V254H142ZM154 255V254H153ZM168 255H169V253H168ZM168 255H165V256H167L168 257ZM212 255V254H211ZM220 255V254H219ZM219 255H217V256H219ZM226 255V254H225ZM225 255H224V258H225ZM30 256V255H29ZM151 256V255H150ZM170 256V255H169ZM214 256H216V255H214ZM213 256V257H214ZM223 256V255H222ZM229 256V255H228ZM247 256H249V254L247 255ZM251 256V255H250ZM255 256V255H254ZM32 257V256H31ZM117 256H115V258H116ZM120 257H122V256H120ZM160 257V256H159ZM162 257V256H161ZM173 257V256H172ZM171 257V258H172ZM199 256L197 255V257L196 258H198ZM211 258L212 259V261H214L215 263H216V259H215V257L214 258ZM241 257V256H240ZM30 258V257H29ZM32 258H34V256L32 257ZM119 258V257H118ZM117 258V259H118ZM133 259H134V257H132ZM151 258V257H150ZM158 258V257H157ZM174 258V257H173ZM191 258H194L193 257V254H192V257ZM209 258V257H208ZM232 258H233V255H232ZM244 257H242V259H243ZM248 258V257H247ZM253 258H255V257H253ZM123 259H125V257L123 258ZM148 259V258H147ZM160 259H163V258H160ZM245 259V258H244ZM28 260V259H27ZM34 260H35V258H34ZM121 260H122V258H121ZM135 260V259H134ZM141 260V259H140ZM164 260V259H163ZM176 263L178 262V258H176ZM240 260V259H239ZM246 260V259H245ZM258 260V259H257ZM120 261V260H119ZM125 261H127L126 259H125ZM124 261V262H125ZM129 261V260H128ZM143 261V260H142ZM197 261V260H196ZM200 261H201V259H200ZM225 261H227V260H225ZM229 261V260H228ZM235 261V260H234ZM3 262V263H2ZM9 262H8V264H9ZM24 262V261H23ZM34 262V261H33ZM35 262H36V260H35ZM162 262V261H161ZM198 262V261H197ZM211 261L209 260V263H210ZM218 262V261H217ZM233 262V261H232ZM242 262V261H241ZM121 263V262H120ZM128 263H130V262H128ZM163 263V262H162ZM172 263V262H171ZM185 263H186V261H185ZM200 263V262H199ZM253 263V261L251 262V261H249L248 260V262H247V264H252ZM24 264V263H23ZM36 264V263H35ZM118 264H119V262H118ZM127 264V263H126ZM132 264V263H131ZM141 264H143V262H141ZM150 264H152L151 263V261H150ZM195 264V263H194ZM212 264V263H211ZM222 264H223V262H222ZM235 264V263H234Z\"/></svg>",
  "mask_w": 264,
  "mask_h": 264
}]
</instances>
